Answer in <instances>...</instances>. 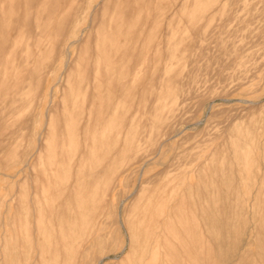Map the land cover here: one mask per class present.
Listing matches in <instances>:
<instances>
[{"label": "rangeland", "instance_id": "1", "mask_svg": "<svg viewBox=\"0 0 264 264\" xmlns=\"http://www.w3.org/2000/svg\"><path fill=\"white\" fill-rule=\"evenodd\" d=\"M36 1L37 0H33V1L32 0H22V1L0 0V30H1L0 31V174H3L0 175V264H50V263L51 264H130L131 261H132L131 264H133L134 261L129 258H133V257L137 258L140 257L141 255L142 256L144 255L142 253L143 243L137 240L140 239L142 241L143 239H145V237L146 239L148 237H149L148 239H154V238L157 239V236L158 238L163 239L164 235H166V237H168L169 239L171 238L185 239L184 238L185 236H183L182 238L181 235L182 234L186 235L188 229L189 230L187 234L189 235H186V239H188L189 237L191 238V236L193 235L191 233H194V231L195 233L196 232L199 233L197 235L194 234V237L196 236L198 237V239H200V237L202 239H205V237L203 236H205L206 234L208 235L209 233L211 237H209V235L208 236L206 235V239L207 238L211 239L210 242L212 241L214 242L211 244L212 245L214 244L213 247L215 249L213 250L214 251L216 250L215 252L218 254L217 256V254L213 252L215 253L214 256L216 255L215 259L217 262L221 261L218 264L220 263L228 264L229 262L228 259L231 257L230 255H233L232 254L233 249L235 250L237 249V247H238L237 250L239 251L240 254H244V253L247 254V252L253 253V256L252 253L251 255L248 254L249 257L251 256L252 257L249 259L247 258V260L250 261L248 263L246 261V264L249 263L252 264V262L255 259L256 260L253 264L256 263L264 264V259L263 260L260 259L262 257L264 258V251H263L264 248L262 247L264 245L263 243L264 219H262L264 218V212H262L264 211V197H263L264 196L263 194V190H264V0H184V1L182 0L183 2L180 0L178 1L158 0V3H156L157 5L155 4L156 0H148V1L143 0V2L142 0H134V1L128 0L131 1V4H134L132 2H136L138 3L137 5H139V7L135 8L134 11L137 13V15H139L137 16L135 14L136 17L134 15L132 16L134 10L133 6L136 5V3L132 6L133 7L132 9L130 8L128 9V6H126L124 3H119L125 5L124 6L125 9H124L122 8L123 6L119 7L120 5L119 4H118L119 6L117 5V1L120 0H115V1L87 0L89 1L88 3L90 6L89 8H87V10H85V12H83L84 17L82 18L83 19L81 26L82 31L78 34L77 37V39L82 43L77 42L74 45H72V47L68 48V50H65L66 51L65 55L67 54L68 51H69L68 55H70V57L68 56L67 59L66 56L64 55L63 48L59 49L58 46L57 47L55 46L56 47L55 49L54 47H51V44L53 43L54 46V43L60 39V36L66 33L65 28L67 27L68 23L64 21L65 13L71 4L74 1L77 2L78 0H70V1L47 0L48 2L45 0H38L37 4ZM81 1L83 0H79L77 3L81 4ZM163 1H165L166 3H164ZM207 1L209 2L210 6L208 5ZM46 2L48 4H46ZM127 2L125 1V3L129 5L130 2L129 3ZM180 2H182V4ZM196 2L197 4L203 3L205 6L204 9L202 6L203 4L202 5L200 4L199 5L201 9L200 11L199 7L195 6L197 5L195 4ZM40 3L41 4L45 3L44 6L46 8L41 7L43 5H41ZM169 3H171V6L173 5L172 6L173 8L170 6ZM184 3L185 4L187 3V5L184 6L183 5ZM46 5H49V7ZM50 5L53 7V9ZM153 5L154 7L156 6L159 8L156 7L153 8ZM189 6H190V10H189ZM144 7L148 8V10L144 9ZM186 7L187 10L189 11H184L186 10L185 9ZM120 8H122L121 11L122 13L123 12L126 13V15L121 13V17H123L124 15L123 20L119 16L120 15L119 10H121ZM170 8L172 10V13ZM140 9L142 10L140 11ZM152 9L155 11V15H153ZM163 9H164V13L168 12L166 13V15H163L164 13L163 14L160 13ZM168 9L169 11H166ZM202 9L206 10L207 12L206 11L202 12ZM127 10L129 11L131 10V11L127 12ZM191 10L194 12L193 14H190ZM198 10L200 12H198ZM142 11L147 13L144 14V12ZM195 11H196V18L194 17ZM113 12H115V14ZM139 12H141V14L142 15L144 14L145 16H140ZM182 12L185 14H183ZM201 12L202 15L199 14ZM173 13H175L176 15ZM59 15L62 16L63 18L62 17L60 18ZM107 15L108 16L110 15L109 18ZM113 15L115 20L112 19ZM146 15L147 18H149V20H147V18H144L146 17ZM101 16L103 17L101 18ZM106 16L108 20L109 19L111 20L108 21L107 18L106 20H103V18ZM191 17L194 18L192 21L194 26L192 27L189 24L192 23ZM130 18L131 20H133V23L130 20ZM56 19L59 22L61 21L60 22L61 24H59V22ZM145 20L147 22H144ZM135 21L138 25L134 23ZM53 22L55 23L57 22V23L55 24ZM104 22L105 24L103 25ZM112 22H114L115 25L116 24L120 25L119 27L122 30L119 28L118 29L119 32L116 33L118 26L117 27L115 25L112 26L113 25ZM170 22L174 25L170 24ZM121 23L123 24L121 25ZM127 23L130 25V26L128 25L129 27L126 25ZM148 23L149 24L152 23L150 25L151 27L149 26ZM1 24L4 26H2ZM134 24L137 26H133ZM141 24H143V26H141ZM95 25H98L96 26L97 28L95 27ZM106 25H108L109 29ZM187 25L188 27L191 28H188ZM5 26H6V31L4 29ZM132 26H133V30H132ZM138 26L140 28H137ZM160 26H161V30H160ZM98 27L103 29L95 30L98 29ZM115 27L116 30H114ZM154 27L158 28V29L155 28L156 29L155 31L158 30L161 32L157 31V34L154 33L153 32ZM193 27L195 28L193 29ZM104 28L105 29L107 28L106 33H104L105 32ZM134 28L138 31H136ZM139 30H143V31L145 30V33L142 31L145 35H143V33H141V31ZM175 30L179 32L175 34ZM108 31L110 33H108ZM120 31H122L121 34ZM100 32L104 33L103 34L104 37ZM132 32L134 35V36L131 35L132 38L131 37L128 38L129 36L128 37L125 36L132 34ZM152 32L154 34L153 36H155L156 38L158 36L157 39L151 36ZM173 32L175 34L174 36H173ZM138 33H140L141 35ZM110 34L112 35L114 34V35L112 36ZM149 34L150 36H148ZM120 35L125 38L123 37L121 38ZM83 37L86 41L83 39ZM88 37L91 39V42L88 41L87 43V40H90L88 39ZM152 37L153 39L154 38L155 39L153 40ZM167 37H169L170 40ZM103 38L105 40L107 38H110L109 40L107 39L108 42L110 41L109 42L110 46L108 45L107 41L103 40ZM150 38L153 41H151ZM162 38L163 39L165 38V41ZM187 38H188L187 43L186 41L181 42L182 40L185 39L187 40ZM111 39L117 40L116 43L114 41V44H116L114 45L116 46L115 50L116 49L121 50V51L117 50L118 52L117 53L113 49L114 50L113 52L116 53L115 55L117 57L118 55H120L119 56L120 58L121 57L123 58V56L125 55L124 57L126 58V61L123 58L121 60L122 62L121 61L120 62L126 65L124 64L122 65L120 62H116L115 59L117 57L116 56L114 57L113 55L114 53L111 52L112 51L111 48L113 47V44L111 46V43H113L111 42L112 41ZM130 39L132 43H130L131 42ZM132 39L133 40L135 39L134 41L136 43ZM174 39L176 43L174 42ZM97 40L98 41L101 40L99 41L100 44L102 41H104L102 42V45L103 43L105 44L107 42L105 44L106 48H102L103 47L102 45L100 47L99 46L100 44L97 42ZM154 43L156 44V46ZM57 44L58 42L55 43V45ZM87 44L90 46H88ZM129 44L131 45V47ZM143 44H146L145 49L148 50L147 53L149 55L151 54V52L152 54L156 53V57L159 58L156 59L154 57L155 56L154 54L153 55L151 54L152 57L151 55L150 56L148 55V58H145V56L147 57V55L142 57V54L144 55V51H146L145 49L141 48L142 46L144 47ZM183 44L185 45L183 46ZM117 45H119V47ZM97 46L102 48L103 51L104 49L107 51L109 48L111 51H108L110 52V53L107 52L108 54H106V51H104L103 53L102 49L99 48L100 49L99 50ZM148 46L151 47V49ZM174 48L177 49V51L179 52L174 51L175 50ZM136 49L137 50L140 49V50L137 52ZM53 50L56 52H54ZM25 51H33V55H35L36 57L37 55H39L38 58L36 59L38 60L39 65L41 63L42 66L40 67L41 68L43 67L42 72L44 73V76L42 80H40V82L38 76L37 78H30L32 71L22 67L23 66L22 63L26 59ZM52 51L54 52L55 55H53ZM140 51L142 54L139 55ZM159 51H161L163 54L159 53ZM157 53L160 55L158 56ZM109 54L113 56V63L116 62L115 64H112L111 62L112 56L110 55L111 56L110 57ZM121 54L123 55L121 56ZM126 54L128 55L126 56ZM63 55L64 57H61ZM100 56L102 57L101 60L103 59L102 61L99 58ZM49 57H51L52 61L49 60L50 59ZM96 57H98L99 59L98 61L96 60L97 59ZM27 58L31 60L32 56H28ZM120 58L117 59V61H119ZM134 58L136 59L134 60ZM127 59L130 60L128 63H125L127 62ZM161 59H163V61ZM105 61H108L109 63L111 62L110 68L117 66L115 74H114L115 68L112 69V72L116 77L114 76L112 77L113 74H111L112 72L109 71L111 70L109 68L110 64L108 65L106 63L107 65L105 66L104 64ZM98 63L100 64L102 63L101 64L102 66H99ZM16 64H18V66ZM104 67L107 68V72L109 71L108 73L111 74L110 76L105 75L107 74V72L106 69H104ZM138 67H140L139 69L142 68V71L137 69L138 70L137 72L135 68ZM131 68L134 71H131L132 70ZM173 69L176 70V71L174 70L175 73L172 72ZM101 70L102 72L105 71L106 73L103 72V74L104 73L105 74L102 75ZM129 70L132 73L134 72L136 75L134 74L133 77L131 76V79L128 80V82L130 81V84H127V79H124L126 80L124 81L123 77L125 75L126 78L127 77L130 78V76H127L130 74ZM87 72L89 73V75L87 74ZM119 72L121 74L125 72L126 74L125 73L123 75L119 74V76L122 77V78L120 77L121 79H119V77L117 76ZM167 72L169 73L171 72L172 74L170 73L169 75V73ZM85 74H87L88 76ZM96 74L98 75L100 74L104 76L101 77L99 75L100 80H102L101 82H103L104 85L101 84L100 81H99L100 83H98V88L103 91L101 90L98 91V88L97 89L96 87L94 88L95 85L94 78ZM160 75H162L161 77L163 78V80L160 77ZM107 77L108 78L110 77L112 81L110 82V79L108 80ZM115 78L116 80H118V82L123 80L122 81L123 84L124 82L126 83L125 85H127V90H124V86H123V90H122L123 92L128 91V87L131 89L130 92L128 91L129 94L127 93L128 100H127V94L125 95L123 92L118 91L119 89L121 90L123 84L119 83L121 86L118 85L119 87L118 88L116 84L117 82L113 81ZM103 79L105 82L103 81ZM140 79L142 85H144L148 91L145 89L144 86L141 85ZM107 81H109V83ZM165 81L168 82L166 83ZM106 82L109 85H107ZM110 83L113 85V88H116L113 89V93L111 90L112 95H114L111 97L109 96L111 95V93L109 94L110 92L109 89L112 88L111 87L112 85ZM101 85H103L106 88V90L109 87L108 89L109 92L106 91L107 93H105L104 92L105 88L103 86L101 87ZM19 88H21V90L18 93L17 89ZM95 89L97 91H95ZM134 90H136V93L138 94H136ZM33 91H34L33 109L35 108L34 109L35 111H33L32 107L29 109V106L26 104ZM114 91H116L115 94ZM98 92L99 93L101 92V94H99ZM95 93L96 94L98 93L97 95L98 96L101 95V96L98 97L96 96ZM102 93H105L106 95V96L104 95L105 99H107L106 97H109L106 100L108 104L109 102H113L110 103L109 106L108 104H106L108 108L107 114L112 115L111 118L112 117L115 118V120H117L116 123L113 118L112 119L114 121L110 117H108L109 115H106L105 113L107 111V109L105 110L106 106L105 108H103L105 114L102 115L103 117H105L106 115L108 118H110L109 119L110 122L113 121V123H111L113 124L112 126L111 124H109L110 122L107 124L105 123L108 120V118L100 119L99 116L101 115L98 116V114H95L98 111H100L98 110L99 108L101 109L103 107L102 105H100L101 103L99 102L102 101L105 102V100L102 99L103 96ZM116 93H120V95ZM86 94L88 96H86ZM122 95L125 96L126 98L123 97ZM91 96H93V100ZM95 96L102 101L96 99ZM129 96L131 100H129ZM160 96L162 98H160ZM86 97H88L89 99ZM117 97L118 98L121 97V98L118 99ZM83 98L85 99V101ZM15 99H19L20 101L25 100V102L22 105V108L14 110L10 107V105L13 103ZM94 100L95 102H93ZM96 100H97V105L93 104V107H91L92 104L90 102L92 101L93 103H96ZM119 100H122V102L120 101L121 105L119 103ZM123 101L126 102L127 106H123L125 105ZM3 102H6L8 106L3 108L1 106ZM39 102L41 105L39 104ZM156 103L158 104L156 105ZM115 104L118 105L117 107L120 108H117L115 106L114 109L113 106ZM94 105L95 108L96 106H99V108L97 107L95 110ZM38 106L40 107L39 110L40 113L37 112L39 109ZM110 106L113 108H111ZM89 107L91 108V110L93 109V111L88 110ZM109 107L111 108V111L113 113L115 112L114 115L117 114V111H119L118 112L119 114H117L118 117H116V115L114 117L113 113L110 112ZM174 107H176L175 108L176 110L174 109ZM82 108L88 110L85 112L86 114L83 117L85 119L84 121L82 120L83 119L82 116L84 112H82L81 114V111H84ZM116 108L120 110H117ZM75 109H78L79 111L81 110L79 115L76 114L79 111ZM103 110H101L99 114L100 113L102 114ZM164 110L167 112H165ZM90 111L94 113L93 114L94 117L92 116V114L90 115ZM87 112L89 113V115ZM95 115L99 117V119H97L98 117L96 116V119L99 120V122L100 120L103 121V119H105L103 125L102 122H100L101 124L99 125L98 124L99 122L97 120L95 122ZM23 116H25L26 118L25 117H24L25 119L22 118ZM27 116L32 117L33 119L30 120V118H28ZM36 117H38V120ZM77 117L78 119L79 118L81 119V120L79 119L80 122L77 119ZM150 117L154 119L156 117L158 118L154 120ZM27 118L28 120H26ZM52 118L54 119V121ZM34 119L36 120V122ZM48 119H50V122L53 123V126L49 124L50 122H48L49 121ZM89 119L95 122V123L92 122L93 124H90L89 128L93 126V128L88 129L90 131H88L86 127L88 124L86 121H89ZM158 119L160 122H158ZM21 120H24L25 122L24 121L22 122ZM75 120L76 121L78 120V122L75 123L76 122ZM19 121H21L20 124L16 126L13 125V123H17ZM27 121L30 122V125H28L29 122L26 124ZM70 123H72L71 125L75 123L76 126L74 125L75 127H73L75 129V132L78 130V128L80 130L77 131L76 133L74 132V134H78L80 137L78 138L79 141L77 140L78 143L76 141L74 142V140L72 142L69 139V137L67 138V136L72 135L73 134L72 131H74V129L70 130V127H72L70 126ZM46 124L48 125V127L50 125L52 129L50 127L49 128L51 130L47 128V126H45ZM77 124H79L81 127ZM82 124L85 126H83ZM22 125H24L25 127ZM94 128L98 130L97 131L98 138L99 136L101 137L99 138V142H98V144L100 143L99 145L101 147L97 144L98 145L97 147L99 148L100 151V157H98L99 151L97 147H96L97 149L96 151H98V153L97 152L95 153L93 149H90L92 147L91 145L88 146L90 148L85 147L87 145L84 146V144H86L84 142H87L88 145L92 144V142L90 143V141L92 136L94 135V132H92L94 131ZM45 129L47 130V134L50 135L52 134L51 136L49 135V139L48 138L46 139L47 136ZM55 129L57 131H55ZM48 130H50V133H48ZM52 130L55 131V135H53L54 132ZM65 130H67V132ZM61 131L65 132L67 135H65L64 137L65 133H62ZM154 132L156 133L154 134ZM146 133L147 134L150 133V135H147ZM56 134L57 136L59 135V137H61L59 141L56 140L58 143L59 142L61 143L62 136L64 141H66L65 138H67V140H70L69 142L71 143L69 142L67 143V141L64 142L62 140V143H65L66 145L60 143L57 144V142L54 141L57 138L55 137ZM101 134L103 137L101 136ZM161 134L162 136H160ZM53 136L55 137L54 140L52 138ZM86 136H88V138ZM89 137L90 140L88 142L87 139H89ZM76 139L77 138H75V140ZM110 139L112 142L110 141ZM130 139L131 140L133 139L135 142L131 141ZM47 140L51 141V143H49L50 145L47 143ZM52 141H54L56 143L55 145H57L54 148L51 147L52 144L54 145V142ZM72 143H73L72 145L73 149L70 150L69 148H71L72 146L67 144H72ZM77 144L79 145V147L77 146ZM74 145L76 146L77 149L80 150L83 149L82 151H84V149L87 148L86 149L88 153V154L86 153L87 158L85 157L84 159L86 160L89 159L87 160L89 162H87L86 160L85 162L84 159L82 162L78 161L82 167H80L78 162L74 160H72L73 161L72 165L70 164L71 162L69 161V158L71 157L68 156H72V153L74 152L77 153L80 151V150L78 151ZM81 145H83L84 147L83 146L81 147ZM61 146L62 147L67 146V148H65L67 151L65 152V149H62ZM106 146H108V148H106ZM126 146L128 148H124ZM57 147L58 149H56ZM39 148H42L41 149L42 151ZM100 148L104 150L103 153L101 152L102 150H100ZM55 149L56 152L58 150L57 154H59L60 150H64L62 152L63 155L55 154L56 153ZM115 149H117L118 151H116ZM105 150L109 152L110 150H114L111 151L113 153L112 156H111V152L107 153V151ZM122 150H125L126 154ZM90 152H92V154ZM119 152L121 156L119 155ZM75 153L73 155H75ZM106 153L111 158L110 157L108 158V156H106ZM115 153L120 157H118ZM39 154H41L40 155L41 157L39 156L41 159L38 158L37 156ZM64 155L68 157L67 160L68 163L65 162V160H62L64 158L67 159V157H65ZM115 155L118 157V160L120 161L117 160V157H114ZM50 156H52V158ZM54 156H61L60 159H58L59 157H57V159L60 160V161L57 160L58 163L55 161L56 157L54 158ZM92 156L98 158L94 160L95 158L93 159ZM218 156L219 159H217ZM36 158L40 160H37ZM101 158L106 160V162L105 161L103 162ZM224 158H226L227 160H225ZM99 159H101L102 163L96 162L99 161ZM226 161L228 162V164ZM26 162H28V164ZM91 162H93L94 165L93 163L91 164ZM119 162L122 163L118 164ZM126 162L128 163L127 166L125 164ZM121 164H123L124 167ZM212 164H214L215 167ZM25 165L28 166L26 167ZM91 165H93V167ZM95 165L98 166L96 167ZM24 167H26V169ZM66 167H68L67 169L68 171L70 168H72L71 171H69L71 172L72 175L66 170ZM76 168L79 169L77 170ZM121 168L122 170L120 171H123V173L118 171L119 174L121 173V175L119 176L118 174L119 177H117L116 176L117 169H121ZM217 169L218 170L220 169L221 173ZM115 170L116 173L114 172ZM23 171H25V173ZM84 171L87 172L86 175ZM216 172H218L219 175H217ZM95 173L98 174V176L101 175V177H98ZM93 174L95 175L93 176ZM70 176L72 178V179L70 178L71 181L69 179ZM115 177L118 179H116ZM98 178H100V180ZM96 179H98L99 181ZM108 179L111 180V183H108L110 182V180ZM66 180L68 181L69 186L67 185ZM114 180H116L115 183ZM75 181L76 184H74ZM93 181H95L94 182L95 184L89 186ZM100 181L102 183H104L105 181V184H103L104 186ZM71 182L74 184L73 187L72 185H70L72 184ZM77 183L82 184V186H80ZM151 183L153 184L151 185ZM109 184L110 186L111 184L113 186L109 187ZM66 185L68 188L69 187L70 188L67 189ZM96 185L103 186L104 188L102 187V189L104 190H102L100 187H97ZM84 186H86V190H84L85 188ZM203 186L205 187V189ZM76 187L79 188L80 190L79 192L78 191L76 192V190L78 189ZM80 187L82 188L84 187L83 190ZM165 187L166 189H164ZM189 187H192L191 189H193L194 191H192ZM95 188L101 189L102 193L98 192V190H96ZM167 188H169L172 192H170V190ZM184 188H186L187 190ZM199 188L200 189L203 188L202 191L204 192H201V190L199 191L198 190ZM206 188L208 190L212 188L213 193L215 192L214 195L212 192L210 193L211 190L208 191ZM107 189H109L108 194H107L108 191ZM218 189L220 191L216 192ZM185 190L188 192V194L183 193ZM195 190L196 191L198 190L199 192L194 193L196 192ZM70 191L72 193V196L71 193H69ZM86 191L88 192L87 194L89 196L84 195L86 194ZM164 191H166V193L168 192V194L164 193ZM181 191H183L182 193L185 194L184 195L185 198L181 197V195L183 196V194H181ZM219 192H220L219 194L220 196L217 195ZM178 193H180L181 195H179ZM202 193H203V198L201 197ZM206 193H208L209 197L212 195L211 196L213 197L212 201L213 199L216 198V196L219 197H217L218 199H215L212 202L208 200L209 198L207 197ZM94 194L96 195V197ZM102 194H103V198H102ZM104 194H107L108 196ZM158 194H160V196ZM165 195L168 196L167 197L168 199H166ZM255 195H257V197H255ZM82 196L84 197L86 196V199L89 201H87ZM99 196L101 199L99 198ZM106 196L108 197V200ZM169 196L172 197L170 198ZM87 197L90 198L88 199ZM94 197L97 198L96 200H98L99 198L98 201L99 204L102 202L101 200H103V203L99 205ZM158 197L161 198L159 199ZM178 197L183 199V201ZM187 197H190L188 198L189 200H187ZM206 197L208 199H206ZM91 198L93 200H91ZM200 198L202 199V203L200 202L201 201ZM219 198L220 199L226 198V200L228 199V201L221 200L222 201L221 202ZM260 198L261 200H259ZM68 199H70L69 202ZM74 199L76 200V203ZM78 199L81 200L79 201ZM83 199L84 202L82 201ZM164 199H166L167 201ZM176 199L179 200L178 204H176L178 202ZM192 199H196V200L192 201ZM197 199H199L200 201ZM203 199H206L207 203H205V200ZM174 200L176 203L174 202ZM216 200L219 201L216 202ZM150 201L153 205L159 203L155 205L156 208L160 209V211H162L161 208H163V211L166 214H168L167 211L169 212L170 208L173 206L174 213L172 212L173 213L172 215L173 218H175L176 220L174 219L173 221L172 218V222L174 223H171L172 225L171 224L170 225L172 226L171 227L172 229L176 228L174 229L175 232L172 229H168V230L166 229L169 233H167V231H163L164 228L162 229L160 227V223L164 221L163 218H161L162 220L160 219V215L162 214H160L159 210H158V214L160 215H158L157 212H155L157 209L155 208V206L152 208V204L150 203ZM184 201L185 203H183ZM196 201L199 202L197 203ZM257 201L259 202L260 207ZM70 202L72 203V205ZM94 202L97 203V205H95ZM195 202L197 204L200 203L201 205H196L194 204ZM208 202L211 206H212L211 203H215L212 206L213 208L207 205ZM219 202H221L224 205H222L221 207V203L219 204ZM78 203H80L81 207L79 206ZM87 203L89 204L87 205ZM160 203H162L161 208L159 206ZM186 203H190L191 206H188V204ZM69 204L71 206H69ZM185 204L187 206H184ZM85 205L89 207H87L86 209L83 208ZM233 205L235 206L236 209H234ZM238 205H240L242 209H240ZM92 206H94V208ZM96 206L98 207L101 206V207L95 208ZM195 206L199 209H197ZM223 206H227V208L232 206L233 208L232 207H230L229 209L225 208L227 209L225 210ZM147 207H149V210L146 209ZM187 208L193 209L194 212L191 209H187ZM258 208L260 209L258 210ZM144 209H146V211L148 210L147 214H144L146 212ZM152 209H153V213H152ZM201 209L204 211L202 212ZM217 209L220 210V211L218 210V212H220L219 213L220 215L216 211ZM222 209L224 210V213L226 212L225 213L226 215L224 213L222 214L221 212ZM233 209L234 211H232ZM186 210L189 211L191 210L192 215L188 216L187 214L191 212H188ZM241 210L244 211L246 210V213H244V211L242 212ZM84 211H86V213ZM185 211L186 214L184 213ZM215 211L216 213H214ZM231 211L233 213H231ZM204 212L207 213V216H205L206 213ZM234 212H238L236 213L237 215L239 214L238 217L237 215L233 216ZM73 213H76V215H74ZM142 213L147 217L145 218ZM227 213L230 214L228 215L231 216L232 218V219L230 218L231 220L229 219ZM179 214H181V217L179 216ZM197 214H199L200 217H197ZM214 214L215 215L217 214L219 219H217L216 216H214ZM221 214L223 215V219ZM83 215L85 216L88 215V216L85 217ZM91 215L96 220L93 219ZM212 215L213 217H211ZM79 216L81 218H79ZM191 216L194 219H192ZM209 216L211 218H209ZM224 216L226 217L224 218ZM139 217L140 218L142 217L143 219L142 218L140 219ZM78 218L80 219V222ZM89 218L91 220L90 221L87 220L88 224L93 220L94 222L93 224H91L92 223L91 222L89 225H86L85 219H89ZM148 218L149 221L151 220L150 222L147 221ZM188 218H191L190 221H188L189 220ZM199 218L202 219L199 220ZM247 218H249L248 221ZM254 218L255 220L253 223ZM76 219L78 220V222ZM154 219H157V221H161V222H156V220ZM211 219H214V221ZM227 219H229V221H227ZM256 219L261 220L260 221L261 223L259 222L260 225L259 223H257L258 221ZM193 220L196 223H194ZM147 222L149 223V225ZM178 222L179 223L181 222V224L183 226H186L187 228L183 227L181 224L179 226ZM190 222L193 223L190 224ZM82 223L85 225L83 226ZM175 223H177V226ZM194 224H197V226ZM245 224H247L248 226H250L251 224L252 225L250 226V228H248V226H246ZM191 225L192 226L194 225L197 229L199 228V230L195 229L193 231L195 227L193 226L194 227L193 228ZM203 225L205 226L207 225V228L209 229L211 228L212 231L208 232L207 230L209 229H207L204 226L206 228L205 230ZM143 226L144 228H142ZM181 226L182 228L179 229ZM257 226L258 228L256 229ZM244 228L245 229L247 228L250 233L246 232L248 230L247 229L245 230ZM182 229H184L183 230L184 232L181 231ZM158 230L159 233L157 232ZM169 230L173 231V233H171V231ZM179 230L182 232V234L179 233L180 232ZM73 231L76 234H73L74 233ZM205 231H207L208 233L207 232L205 233ZM254 232L258 234L259 238L258 236H256V233ZM71 233H72V237H71ZM135 233L136 234L138 233L137 235L139 237ZM163 233L164 235H162ZM148 234H151V236L153 235V237L151 238V236H147ZM169 234L170 235L173 234L172 235L173 237L170 236L171 237L170 238ZM179 234L181 235L179 236ZM213 234L216 235V238L213 237L214 236ZM177 235L178 237H176ZM254 236L258 239L259 243L257 242L256 239L254 240L255 238ZM140 237H142L143 239ZM166 237L165 239H167ZM218 237L221 238V240H219ZM227 237L229 238L228 241H227L228 239ZM134 239H136V241H133ZM230 239L231 240L234 239V242L236 241L235 244L233 240L230 242ZM244 239H246V241ZM260 239L261 240L263 239V241L260 242L261 241ZM237 241L240 243H244L242 244L244 246H242ZM253 241L256 243H254ZM232 242L236 247L234 245L232 246ZM225 245L228 247H226ZM256 245H258L259 248L256 249L257 247ZM230 246L234 248H231ZM260 246L262 247V250H260L261 249ZM56 249L60 253H57L58 251H56ZM132 249H133L132 252L133 253L136 252V253L133 254L132 252H130ZM229 249L231 250L230 255H229L230 251H228ZM237 250H235L234 254L237 253ZM143 251L145 252V250ZM128 252L130 253L128 254ZM55 253H57L56 256ZM58 254L59 257H57ZM222 254H224V256ZM225 254H226V258L225 261H223ZM257 254H258L257 257L261 255L259 257L260 261L259 259L254 257ZM129 255H132V257ZM61 257H63V259ZM52 258L56 263L53 261ZM239 264H242V262H240Z\"/></svg>", "mask_w": 264, "mask_h": 264}, {"label": "bare ground", "instance_id": "2", "mask_svg": "<svg viewBox=\"0 0 264 264\" xmlns=\"http://www.w3.org/2000/svg\"><path fill=\"white\" fill-rule=\"evenodd\" d=\"M11 1H12V0H11ZM13 1H14V0H13ZM21 1H22V0H21ZM32 1H33V0H32ZM37 1H38V0H37ZM37 1H36V4L38 3ZM45 1H47V0H45ZM48 1H49V0H48ZM48 1H47V2H48ZM69 1H70V0H69ZM78 1H79V0H78ZM78 1H77V2H78ZM111 1H112V0H111ZM114 1H115V0H114ZM122 1H123V0L117 1V5H118L119 3H124L126 6H128V9H129V8L132 9V8L134 7V10H133V13H134V14L132 13V16H133V15L135 16V14L137 15V13L134 12V11H135V8H138V7H139V5H137L138 3H136V2H132V3H134V4L136 3V5H137V6H136V5H134V4H131V1H132V0H131V1L125 0L126 2L128 1L127 3L130 2L129 5L126 4L125 1H123V2H122ZM133 1H134V0H133ZM147 1H148V0H147ZM159 1H160V0H159ZM177 1H178V0H177ZM180 1H182V0H180ZM183 1H184V0H183ZM183 1H182V2H183ZM47 2H46V4H48ZM77 2L74 1V2L70 5V7L68 6L69 8L67 7L68 9H67V11H66V13H65V16H64V21H66V23H68L67 27L65 28V32H66V33L64 32L65 34H62V35L60 36V39H59L58 41H56V42H58L57 45H55L56 42L54 43V46H53V43L51 44V47H54L55 49H56L57 46H58L59 49L63 48V50H64V51H63V52H64V55H65V52H66L65 50H68V48L72 47V45H74L75 43H77V42H81V41H79V40L77 39V37H78V34L82 31L81 26H82V22H83V21H82V20H83L82 18L84 17V16H83V12H85V10H87V8H89V6H90L89 3H88L89 1H87V0H83V1H81V4H78ZM109 2H110V1H109ZM142 2H143V0H142ZM163 2L166 3L165 1H163ZM182 2H180V3L182 4ZM54 3H55V2H54ZM105 3H106V2H105ZM156 3H158V0L155 1V4H156ZM164 3H163V4H164ZM199 3H200V2H199ZM207 3H208V5H209V2H208V1H207ZM12 4H13V3H12ZM40 4H41V3H40ZM113 4H114V3H113ZM113 4H112V5H113ZM139 4H140V3H139ZM145 4H146V3H145ZM147 4H148V2H147ZM155 4H154V5H155ZM163 4H162V5H163ZM169 4H170V6H171V3H169ZM181 4H179V5H181ZM195 4H197V2H196ZM200 4H201V3H200ZM200 4H197V5H195V6L199 7ZM202 4H203V3H202ZM202 4H201V5H202ZM41 5H43V6H41ZM41 5H39V6L46 8V7L44 6L45 3H43V4H41ZM55 5H56V4H55ZM55 5H54V7H55ZM66 5H67V4H66ZM66 5H65V6H66ZM110 5H111V4H110ZM119 5H120V6H119ZM119 5H118L119 7L123 6L122 8L125 9V7H124L125 5H122V4H119ZM133 5H134V6H133ZM154 5H153V8L156 7V6L154 7ZM156 5H157V4H156ZM164 5H165V4H164ZM183 5H184V6L187 5V3H186V4L184 3ZM208 5H207V6H208ZM13 6H14V5H13ZM39 6H38V7H39ZM46 6L49 7V5H46ZM50 6H51V5H50ZM56 6H57V5H56ZM97 6H98V5H97ZM129 6H130V7H129ZM132 6H133V7H132ZM135 6H136V7H135ZM145 6H147V5H145ZM149 6H150V5H149ZM149 6H148V8H149ZM172 6H173V5H172ZM172 6H171V7H172ZM202 6H203V9H204V7H205L204 4H203ZM202 6H201V7H202ZM209 6H210V5H209ZM48 7H47V8H48ZM51 7H52V6H51ZM116 7H117V6H116ZM116 7H115V8H116ZM181 7H182V6H181ZM187 7H188V6H187ZM187 7L185 8L186 10H184V11H189V10H190V6H189V10H187ZM12 8H14V7H12ZM109 8H110V7H109ZM122 8H120L121 10H119V11H120V12H119V14H120L119 16H120V17H121V13H122V12H121V11H122ZM142 8H143V7H142ZM148 8H145V7H144V9H147V10H148ZM150 8H151V7H150ZM156 8H159V7H156ZM172 8H173V7H172ZM207 8H208V7H207ZM52 9H53V7H52ZM95 9H96V8H95ZM95 9H94V11H95ZM124 9H123V10H124ZM126 9H127V8H126ZM177 9H178V8H177ZM203 9H202V12H203V11H206V10H203ZM10 10H12V9H10ZM14 10H15V9H14ZM110 10H111V9H110ZM141 10H142V9H140V11H141ZM170 10H171V8H170ZM182 10H183V9H182ZM199 10L201 11L200 7H199ZM199 10H198V12H200ZM59 11H60V9H59ZM94 11H93V12H94ZM128 11H129V10H127V12H128ZM130 11H131V10H130ZM130 11H129V12H130ZM138 11H139V10H138ZM138 11H137V12H138ZM144 11H145V10H144ZM144 11H142V12H144ZM152 11H153V15H155V11H154L153 9H152ZM152 11H151V12H152ZM156 11H157V10H156ZM160 11H161V10H160ZM162 11H163V12H162ZM162 11L160 12L161 14L164 13V9H163ZM166 11H169V9L166 10ZM62 12H63V11H62ZM191 12H192V13H191ZM191 12H190V14H193V13H194L192 10H191ZM202 12L199 13V14L202 15ZM206 12H207V11H206ZM206 12H205V13H206ZM102 13H104V12H102ZM113 13L115 14V12H113ZM146 13H147V12H144V14H146ZM148 13H149V11H148ZM166 13H168V12H166ZM166 13H164L163 15H166ZM171 13H172V10H171ZM171 13H170V14H171ZM182 13H183V12H182ZM188 13H189V12H188ZM122 14H125V15H126V13H124V12H123ZM139 14H140V16H145L144 14L142 15L141 12H139ZM158 14H159V12H158ZM161 14H160V16H161ZM173 14H175V13H173ZM183 14H185V13H183ZM186 14H187V12H186ZM190 14H189V15H190ZM91 15H92V14H91ZM100 15H101V14H100ZM153 15H152V16H153ZM175 15H176V14H175ZM194 15H195V16H194ZM194 15H193V16L196 18V11H195V14H194ZM197 15H198V14H197ZM201 15H199V16H201ZM59 16H60V15H59ZM98 16H99V15H98ZM107 16H108V15H107ZM107 16L104 17L105 19L103 18V20H106ZM109 16H110V15H109ZM109 16H108V18H109ZM137 16H139V15H137ZM168 16H169V14H168ZM183 16H184V15H183ZM61 17H62V16H60V18H61ZM102 17H103V16H101V18H102ZM123 17H124V15H123ZM123 17H121L122 20H123ZM135 17H136V16H135ZM162 17H163V16H162ZM173 17H175V16H173ZM181 17H182V16H181ZM62 18H63V17H62ZM108 18H107V20H108ZM144 18H147V15H146V17H144ZM163 18H164V17H163ZM191 18H192V17H191ZM191 18H190V19H191ZM112 19H114V15L112 16ZM161 19H162V18H161ZM182 19H183V18H182ZM193 19H194V18L191 19V22L193 21ZM56 20H57V19H56ZM110 20H111V19H109L108 21H110ZM114 20H115V19H114ZM114 20H113V21H114ZM130 20H131V18H130ZM130 20H128V21H130ZM147 20H149V18H147ZM179 20H180V19H179ZM179 20H178V21H179ZM14 21H16V20H14ZM57 21H58V20H57ZM108 21H107V22H108ZM131 21H132V23H133V20H131ZM138 21H139V20H138ZM141 21H142V20H141ZM150 21H152V20H150ZM170 21H171V20H170ZM58 22H59V21H58ZM60 22H61V21H60ZM60 22H59V24H61ZM84 22H85V21H84ZM144 22H147V21L145 20ZM144 22H143V23H144ZM188 22H190V21H188ZM25 23H26V22H25ZM53 23H55V22H53ZM56 23H57V22H56ZM56 23H55V24H56ZM97 23H98V22H97ZM112 23H113L112 26H114V25H115L114 22H112ZM115 23H117V22H115ZM118 23H119V22H118ZM134 23L137 24L136 21H135ZM15 24H16V22H15ZM48 24H49V23H48ZM104 24H105V22L103 23V25H104ZM106 24H107V23H106ZM122 24H123V23H121V25H122ZM135 24H134L133 26H137V25H138V24H137V25H135ZM148 24H149V23H148ZM151 24H152V23H151ZM151 24H149V26H150ZM170 24H172V23L170 22ZM179 24H180V23H179ZM189 24H190L191 27L194 26L193 22H192V23H189ZM191 24H192V25H191ZM1 25H2V24H1ZM27 25H28V23H27ZM53 25H54V24H53ZM65 25H66V24H65ZM126 25L128 26L129 24L127 23ZM145 25H146V24H145ZM145 25H144V26H145ZM172 25H174V24H172ZM177 25H178V24H177ZM2 26H4V25H2ZM96 26H98V25H95V27H96ZM106 26L108 27V25H106ZM109 26H110V24H109ZM112 26H111V27H112ZM115 26H116V27L118 26V27H117V31H116V33H118V32H119L118 29L120 28V27H119L120 25H117V24H116ZM129 26H130V25H129ZM129 26H128V27H129ZM133 26H132V30H133ZM141 26H143V24H141ZM168 26H169V25H168ZM181 26H183V25H181ZM58 27H59V26H58ZM99 27H100V25H99ZM99 27H98V29H95V30H99V29H101V28H99ZM116 27H115L114 30H116ZM125 27H126V26H125ZM145 27H146V26H145ZM150 27H151V26H150ZM175 27H176V26H175ZM177 27H178V26H177ZM187 27H188V25H187ZM191 27H188V28H191ZM96 28H97V27H96ZM122 28H123V26H122ZM137 28H140V27L138 26ZM155 28L158 29L157 27H154V31H153V32L157 34V31H158V30L155 31V30H156ZM173 28H174V27H173ZM194 28H195V27H193V29H194ZM4 29H5V31H6V26H5ZM90 29H91V28H90ZM102 29H103V28H102ZM102 29H101V30H102ZM104 29H105V28H104ZM106 29H107V28H106ZM106 29L104 30L105 32L103 31L104 33H106V31H107ZM108 29H109V27H108ZM120 29H121V28H120ZM129 29H131V28H129ZM129 29H128V30H129ZM134 29H135V28H134ZM142 29H143V28H142ZM162 29H163V28H162ZM101 30H100V31H101ZM121 30H122V29H121ZM132 30H131V31H132ZM135 30H136V29H135ZM135 30H134V31H135ZM146 30H147V29H146ZM160 30H161V26H160ZM163 30H164V29H163ZM165 30H166V29H165ZM188 30H189V29H188ZM0 31H1V30H0ZM13 31H14V30H13ZM43 31H44V30H43ZM46 31H47V30H46ZM136 31H138V30H136ZM139 31H141V33H143V32L145 33V30H144V31H143V30H139ZM142 31H143V32H142ZM189 31H190V30H189ZM189 31H188V32H189ZM191 31H192V30H191ZM91 32H93V31H91ZM95 32H96V31H95ZM111 32H112V31H111ZM121 32H122V31H120V34H121ZM153 32H152V35H151V36L154 35ZM158 32H161V31H158ZM177 32H179V31L175 30V34H176ZM8 33H9V32H8ZM61 33H62V32H61ZM97 33H98V32H97ZM100 33H101V32H100ZM104 33H101L102 36H103ZM108 33H110V32L108 31ZM108 33H107V34H108ZM144 33H143V35H145ZM147 33H148V32H147ZM43 34H44V33H43ZM51 34H52V33H51ZM51 34H50V35H51ZM98 34H99V33H98ZM107 34H106V35H107ZM114 34H115V33H114ZM114 34H113V35H114ZM134 34H135V33H134ZM138 34H140V33H138ZM158 34H159V33H158ZM171 34H172V33H171ZM175 34H174V32H173V36H174ZM50 35H49V36H50ZM110 35H112V34H110ZM113 35H112V36H113ZM116 35H119V34H116ZM122 35H123V34H122ZM131 35H133V32H132V34H130V35H125V36H127V37L129 36L128 38H130V37L132 38ZM140 35H141V34H140ZM177 35H178V34H177ZM112 36H111V37H112ZM120 36H121V35H120ZM133 36H134V35H133ZM148 36H150V34H149ZM103 37H104V36H103ZM105 37H106V36H105ZM107 37H108V36H107ZM122 37H123V36H121V38H122ZM153 37H155V36H153ZM153 37H152V39H153ZM162 37H163V34H162ZM49 38H51V37H49ZM112 38H113V37H112ZM123 38H125V37H123ZM148 38H149V37H148ZM155 38H156V37H155ZM155 38H154V39H155ZM157 38H158V36H157ZM157 38H156V39H157ZM160 38H161V37H160ZM167 38H169V37H167ZM80 39H81V38H80ZM83 39H84V37H83ZM88 39H90V38L88 37ZM99 39H100V38H99ZM107 39L109 40L110 38H107ZM107 39L105 40V39L103 38L104 41H107ZM126 39H127V38H126ZM154 39H153V40H154ZM162 39H163V38H162ZM176 39H177V37H176ZM183 39H184V38H183ZM77 40H78V41H77ZM84 40H85V39H84ZM101 40H102V38H101ZM101 40H99V41H101ZM111 40H112V39H111ZM118 40H119V39H118ZM122 40H123V39H122ZM132 40H133V39H132ZM134 40H135V39H134ZM134 40H133V41H134ZM143 40H144V39H143ZM150 40H151V38H150ZM153 40H151V41H153ZM158 40H159V39H158ZM163 40L165 41V38H164ZM169 40H170V38H169ZM189 40H190V39H189ZM54 41H55V40H54ZM85 41H86V40H85ZM88 41L91 42V39H90V40H87V43H88ZM99 41L97 40V42L100 44ZM104 41H102V42H104ZM114 41H115V43H116L117 40H114V39H113V40L111 41V42H113V43H111V46H112V44H113V47H114V48H113V47L111 48L112 51L110 50V48H109L107 51L104 49V51H106V54L110 53V52H108V51L113 52V51L115 50V47H116V46H114V45H116V44H114ZM130 41H131V39H130ZM138 41H139V40H138ZM141 41H142V39H141ZM155 41H157V40H155ZM185 41H186V43H187L188 38H187V40L185 39V40H182L181 42H185ZM83 42H84V41H83ZM102 42H101V44L99 45L100 47H101V45H102ZM107 42H108V41H107ZM107 42H106V43H107ZM109 42H110V41H109ZM109 42H108V45H109ZM124 42H125V41H124ZM134 42H135V41H134ZM134 42H133V43H134ZM139 42H140V41H139ZM148 42H149V41H148ZM174 42L176 43L175 39H174ZM81 43H82V42H81ZM98 43H97V44H98ZM106 43H105V44H106ZM127 43H128V42H127ZM130 43H132V41H131ZM135 43H136V42H135ZM137 43H138V42H137ZM141 43H142V42H141ZM155 43H156V42H155ZM155 43H154V44H155ZM164 43H167V42H164ZM85 44H86V42H85ZM90 44H91V43H90ZM105 44L103 43V45H102L103 47H102V48H106V47H105V46H106ZM117 44H118V43H117ZM146 44H147V43H146ZM146 44H143L144 47L142 46L141 48H142V49H145V48H146V47H145ZM171 44H172V43H171ZM180 44H181V43H180ZM87 45H88V44H87ZM129 45H130V44H129ZM136 45H138V44H136ZM184 45H185V44H183V46H184ZM190 45H191V44H190ZM55 46H56V47H55ZM88 46H90V45H88ZM109 46H110V45H109ZM109 46H108V47H109ZM117 46L119 47V45H117ZM140 46H141V45H140ZM155 46H156V44H155ZM181 46H182V45H181ZM183 46H182V47H183ZM43 47H44V46H43ZM97 47H98V46H97ZM100 47H98V49H99ZM108 47H107V48H108ZM130 47H131V45H130ZM148 47H149V46H148ZM148 47H147V48H148ZM189 47H190V46H189ZM54 48H53V49H54ZM102 48H100V49H102ZM141 48H140V49H141ZM149 48L151 49V47H149ZM100 49H99V50H100ZM113 49H114V50H113ZM130 49H131V48H130ZM130 49H129V50H130ZM140 49H139V50H140ZM155 49H156V48H155ZM174 49H175V48H174ZM185 49H186V48H185ZM117 50H119V49H116L115 52H117ZM136 50H137V49H136ZM139 50H137V52H138ZM145 50H146V49H145ZM156 50H157V49H156ZM156 50H155V51H156ZM159 50H160V49H159ZM161 50H162V49H161ZM179 50H180V48H179ZM238 50H239V49H238ZM53 51H54V50H53ZM53 51H52V53H53V55H55L54 52H56V51H54V52H53ZM59 51H60V50H59ZM104 51H103V49H102V52H103V53H104ZM119 51H121V50H119ZM127 51H128V50H127ZM141 51H143V50H141ZM141 51H140L139 55L142 54ZM147 51H148V50L144 51V55L142 54V57H144L145 55H147V57L145 56V58H148V55H149V54L147 53ZM174 51H177V49H175ZM186 51H187V50H186ZM25 52H26V59L23 61V63H22L23 66H22V67H24L25 69H28V70L32 71V74H31V77H30V78H37V76H38V77H39V82H40V80H42V78H43V76H44V73L42 72V71H43V70H42L43 67H42V68L40 67V66H42L41 63H40V65H39V62H38V60L36 59V58H38L39 55H37V57H36L35 55H33V51H25ZM45 52H46V51H45ZM45 52H44V53H45ZM68 52H69V51H68ZM68 52H67V54L65 55V56H66V59L68 58V56L70 57V55H68V54H69ZM102 52H101V53H102ZM107 52H108V53H107ZM115 52H113V53H114V54H113L114 57L116 56V55H115V54H116ZM150 52H151V51H150ZM177 52H179V51H177ZM177 52H175V53H177ZM240 52H242V51H240ZM46 53H47V52H46ZM52 53H49V54H52ZM101 53H99V54H101ZM117 53H118V52H117ZM120 53H122V52H120ZM134 53H135V52H134ZM159 53L163 54L161 51H159ZM106 54H104V55H106ZM151 54H152V52H151ZM151 54H150V55H151ZM153 54L155 55L154 57H155L156 59L159 58V57H156V53H153ZM153 54H152V55H153ZM157 54H158V53H157ZM14 55H15V54H14ZM60 55H61V54H60ZM64 55L61 56V57H64ZM102 55H103V54H102ZM110 55H111V54H109V56H110ZM117 55H118V54H117ZM122 55H123V54H121V56H122ZM127 55H128V54H126V56H127ZM137 55H138V54H137ZM139 55H138V56H139ZM150 55H149V56H150ZM152 55H151V57H152ZM159 55H160V54H158V56H159ZM28 56H32L31 60H29V59L27 58ZM41 56H42V55H41ZM41 56H40V57H41ZM49 56H50V55H49ZM56 56H57V55H56ZM98 56H99V55H98ZM111 56H112V55H111ZM111 56H110V57H111ZM119 56H120V55H118V57L116 56V57H117L116 59L114 58V59L116 60V62H120L123 58H124L125 61H126V58L124 57L125 55L123 56V58H122V57L120 58ZM238 56H239V55H238ZM136 57H137V56H136ZM142 57H141V58H142ZM154 57H153V58H154ZM160 57H161V56H160ZM49 58H50V59H49ZM49 58H48V59L52 61L51 57H49ZM52 58H53V57H52ZM54 58H55V57H54ZM96 58H97L96 60L98 61V60H99L98 57H96ZM99 58H100V60H101L102 57L100 56ZM105 58H106V57H105ZM111 58H112V61H111L112 64H115L116 62L113 63V56H112ZM111 58H110V59H111ZM119 58H120V60L117 61V59H119ZM141 58H140V60H141ZM145 58H144V59H145ZM235 58H236V56H235ZM42 59H43V58H42ZM106 59H107V58H106ZM135 59H136V58H134V60H135ZM137 59H138V58H137ZM239 59H240V58H239ZM53 60H54V59H53ZM57 60H58V59H57ZM102 60H103V59H102ZM102 60H101V61H102ZM129 60H130V59H129ZM129 60L127 59V62H125V63H128ZM140 60H139V61H140ZM147 60H148V59H147ZM161 60L163 61V59H161ZM43 61H44V60H43ZM51 61H50V62H51ZM144 61H145V60H144ZM156 61H157V60H156ZM159 61H160V59H159ZM40 62H41V61H40ZM55 62H56V61H55ZM66 62H67V60H66ZM103 62H104V61H103ZM111 62H110V63H111ZM121 62H122V61H121ZM121 62H120V63H121ZM123 62H124V61H123ZM132 62H133V61H132ZM44 63H45V62H44ZM106 63H107L108 65L110 64L108 61H105V63H104L105 66L107 65ZM120 63H118V64H120ZM151 63H154V62H151ZM238 63H239V62H238ZM54 64H55V63H54ZM98 64H99V66H102V65H101L102 63H101V64L98 63ZM118 64H117V65H118ZM121 64L123 65L124 63H121ZM16 65L18 66V64H16ZM124 65H126V64H124ZM142 65H143V64H142ZM144 65H145V64H144ZM148 65H149V63H148ZM163 65H164V64H163ZM110 66H111V64L109 65V68H110ZM119 66H121V65H119ZM127 66H128V65H127ZM129 66H130V64H129ZM133 66H134V65H133ZM153 66H154V65H153ZM52 67H53V66H52ZM123 67H126V66H123ZM154 67H155V66H154ZM47 68H48V67H47ZM102 68H103V67H102ZM114 68H115V69H114ZM132 68H133V67H132ZM132 68H131V69H132ZM139 68H140V67L135 68V70L138 72L137 69H139ZM172 68H173V67H172ZM172 68H171V69H172ZM104 69H106V72H107V68L104 67ZM110 69H111V70H109L110 72H112V69H114L115 71H114V70H113V71H114V74H115V73H116L117 66H116V67H113V68L111 67ZM123 69H125V68H123ZM145 69H148V68H145ZM149 69H150V68H149ZM169 69H170V68H169ZM102 70H103V69H102ZM102 70H101V72H102ZM127 70H128V69H127ZM139 70L142 71V68L139 69ZM162 70H163V69H162ZM166 70H167V69H166ZM174 70H175V69H173V71H172V70H169V71H172V72L175 73L176 70H175V71H174ZM109 71H108V72H109ZM118 71H119V70H118ZM118 71H117V72H118ZM124 71H125V70H124ZM129 71H130V70H129ZM131 71H134V70L132 69ZM131 71L129 72L131 75H130V74L127 75V76H130V78H128V77L126 78L125 75H124V77H123V80H124V79H127V84H130V81L128 82V80L131 79V76L133 77L134 74H135L134 72L132 73ZM136 71H135V72H136ZM145 71H146V70H145ZM155 71H156V70H155ZM164 71H165V69H164ZM48 72H49V71H48ZM99 72H100V71H99ZM103 72H105V71H103ZM103 72H102V75H104V74L106 73V72H105V73L103 74ZM108 72H107V74H109V75L105 74L106 76H110L111 74H113V72H112L111 74L108 73ZM120 72H121V71H120ZM120 72H119L118 75H117V76L119 77V79L122 78L121 76H119V74H120V75H123V74L125 73V72H123V74H121ZM147 72H148V71H147ZM162 72H163V71H162ZM158 73H159V72H158ZM167 73H169V72H167ZM170 73H171V72H170ZM170 73H169V75H170ZM87 74L89 75L88 72H87ZM87 74H85V75H87ZM100 74H101V73H100ZM100 74H99V75H100ZM114 74L112 75V77H113V76L116 77ZM125 74H126V73H125ZM127 74H128V73H127ZM132 74H133V75H132ZM139 74H140V72H139ZM139 74H138V75H139ZM171 74H172V73H171ZM45 75H46V74H45ZM88 75H87V76H88ZM99 75L96 74V75H95V78H94V84H95V85H94V88L96 87V89L98 88V83H100V82L102 81V80H100V76H101V77H104V76H102V75H100V76H99ZM135 75H136V74H135ZM147 75H148V74H147ZM147 75H146V76H147ZM157 75H158V74H157ZM98 76H99V77H98ZM158 76H159V75H158ZM161 76H162V75H160V77H161ZM120 77H121V78H120ZM147 77H148V76H147ZM107 78H108V77H107ZM157 78H158V77H157ZM161 78H162V77H161ZM109 79H110V77L108 78V80H109ZM170 79H171V78H170ZM170 79H169V80H170ZM123 80H121L120 82H118V80H116V78H115L113 81H116V82H117L116 84H117V87H118V85L121 86L119 83L123 84V82H122ZM138 80H139V79H138ZM142 80H143V79H142ZM154 80H155V79H154ZM162 80H163V78H162ZM99 81H100V82H99ZM103 81H104V79H103ZM111 81H112V79H110V82H111ZM124 81H126V80H124ZM96 82H97V84H96ZM104 82H105V81H104ZM107 82L109 83V81H107ZM107 82H106V84L109 85ZM136 82H137V80H136ZM146 82H147V81H146ZM165 82H166V81H165ZM167 82H168V81H167ZM167 82H166V83H167ZM113 83H114V82H113ZM140 83H141V85H142L141 79H140ZM153 83H154V82H153ZM101 84L104 85L103 82H101ZM110 84H111V83H110ZM125 84H126V83L124 82V84L122 85L121 90L119 89L118 91L123 92V91H122V90H123V86H124V90H127V85H125ZM144 84H145V83H144ZM103 85H101V87H102ZM111 85H112V84H111ZM137 85H139V84H137ZM141 85H140V87H141ZM99 86H100V85H99ZM125 86H126V89H125ZM128 86H129V85H128ZM142 86H144V85H142ZM101 87H100V88H101ZM103 87H104V86H103ZM107 87H108V86H107ZM111 87H112L111 89H109V87H108V89L110 90V92H109L108 89L106 90V88L104 87V88H105V91H104V92H105V93L109 92V94H110V93H111V90H112V93H113V89H116V88H113V85H112ZM144 87H145V86H144ZM160 87H161V86H160ZM118 88H119V87H118ZM118 88H117V89H118ZM136 88H137V87H136ZM136 88H134V89H136ZM96 89H95V91H97ZM102 89H103V88H102ZM141 89H142V88H141ZM145 89H146V87H145ZM20 90H21V88L17 89V92L19 93ZM100 90H101V89L98 88V91H100ZM146 90H147V89H146ZM164 90H165V89H164ZM51 91H52V90H51ZM101 91H103V90H101ZM106 91H107V92H106ZM116 91H117V90H116ZM116 91H114V94H115ZM128 91H129V92L131 91V89H130L129 87H128ZM128 91H125L126 93H125V92H123V93H124L125 95H126L127 93L129 94ZM132 91H133V90H132ZM137 91H138V89H137ZM147 91H148V90H147ZM36 92H37V91H36ZM134 92L136 93V90H134ZM145 92H146V91H145ZM98 93H99V92H98ZM98 93H97V94H98ZM105 93H102V94H103L102 99H104L106 103H105L104 101H102V100H99V98L96 97V96H98V95L95 93V94H96V96H95L96 99H98L99 101H102V102H99V101H98L99 103H101L100 105L103 106L101 109L99 108V106H96V108L98 107V108H99L98 110H100V111L103 110V108H105L106 104H108L106 100H107L109 97H106L107 99H105V98H104V97L106 96ZM112 93H111V95H109L110 97H111V96H114V95H112ZM131 93H132V92H131ZM131 93H130V94H131ZM141 93H143V92H141ZM87 94H89V93H87ZM87 94H86V96H88ZM95 94H94V95H95ZM99 94H101V92H100ZM116 94H119V95H120V93H116ZM128 94H127V100H128ZM136 94H138V93H136ZM104 95H105V96H104ZM107 95H108V94H107ZM146 95H147V94H146ZM146 95H144V96H146ZM89 96H90V95H89ZM100 96H101V95H100ZM100 96H98V97H100ZM122 96H123V95H122ZM130 96H132V95H130ZM130 96H129V100H131V99H130ZM134 96H135V95H134ZM136 96H137V95H136ZM91 97H92V100H93V96H91ZM91 97H90V98H91ZM95 97H94V99H95ZM115 97H116V95H115ZM123 97H125V96H123ZM138 97H139V95H138ZM86 98H88V97H86ZM113 98H114V97H113ZM117 98H118V97H117ZM119 98H121V97H119ZM119 98H118V99H119ZM125 98H126V97H125ZM142 98H143V96H142ZM160 98H162V97L160 96ZM33 99H34V91L31 93V95H30V97H29V99H28V101H27V103H26V104L29 106V109H30L31 107H32V109H33V106H34V100H33ZM83 99H84V98H83ZM88 99H89V98H88ZM88 99H87V101H88ZM114 99H115V98H114ZM156 99H157V98H156ZM41 100H42V99H41ZM115 100H116V99H115ZM122 100H123V99H122ZM122 100H119V103H120V101L122 102ZM161 100H162V99H161ZM84 101H85V99H84ZM110 101H111V100H110ZM24 102H25V100L20 101L19 99H15V100L13 101V103L10 105V107H11L12 109H14V110H16V109H20V108H22V105H23ZM49 102H50V101H49ZM93 102H95V100H94ZM93 102H92V101L90 102V103L92 104V106L90 105L91 107H93V104L97 105V100H96V103H93ZM108 102H109V101H108ZM114 102H115V101H114ZM123 102L125 103V105H123V106H127V105H126V102H125V101H123ZM159 102H160V100H159ZM159 102H158V103H159ZM99 103H98V104H99ZM110 103H113V102H109L108 106L110 105ZM129 103H130V101H129ZM158 103H156V105H157ZM161 103H162V102H161ZM39 104H40V102H39ZM104 104H105V105H104ZM117 104H118V102H117ZM159 104H160V103H159ZM40 105H41V104H40ZM40 105H39V106H40ZM95 105H94V108H95ZM120 105H121V103H120ZM120 105H119V106H120ZM129 105H130V104H129ZM131 105H132V104H131ZM1 106H2L3 108H5V107H7L8 105H7L6 102H3V104H1ZM35 106H36V105H35ZM39 106H38L39 109H38L37 112H39V110H40V107H39ZM112 106H113V105H112ZM115 106L117 107L118 105L115 104V105L113 106L114 109H115ZM159 106H160V105H159ZM49 107H50V106H49ZM52 107H53V105H52ZM100 107H101V106H100ZM110 107H111V106H110ZM110 107H109V108H110ZM113 107H111V108H113ZM80 108H81V106H80ZM80 108H79V109H80ZM84 108H86V107H84ZM84 108H82L84 111H81V110H80V111H81V114H82V112H84L82 118H83L84 115L86 114V113H85L86 111L91 110L90 107L88 108V110H85ZM96 108H95V110H96ZM111 108H110L109 110H110L111 113H113V112L111 111ZM117 108H120V107H117ZM117 108H116V109H117ZM175 108H176V107H174V109H175ZM32 109H31V111H32ZM34 109H35V108H34ZM34 109H33V111H35ZM106 109H107V111L105 112L106 115H109L108 117L111 118L112 115L107 114V113H108V108H107V106H106L105 110H106ZM114 109H113V110H114ZM155 109H156V108H155ZM158 109H159V108H158ZM165 109H166V108H165ZM174 109H173V110H174ZM47 110H48V109H47ZM75 110L79 111L78 109H75ZM95 110H94V112H95ZM117 110H120V109H117ZM117 110H116V111H117ZM170 110H171V109H170ZM170 110H168V111H170ZM175 110H176V109H175ZM33 111H32V113H33ZM77 111H76V112H77ZM80 111L77 112L76 114L79 115ZM91 111H93V109H92ZM91 111H90V115L92 114V116H93L94 113H92ZM100 111H98V112L95 113V114H98V116H99V115L102 116L103 114H105V113H104V110L102 111V114H101V113L99 114ZM164 111H165V110H164ZM47 112H48V111H47ZM118 112H119V111H117V114H119ZM165 112H167V111H165ZM165 112H164V113H165ZM174 112H175V111H174ZM39 113H40V112H39ZM39 113H38V114H39ZM87 113H88V112H87ZM114 113H115V112H114ZM114 113H113V115H114ZM120 113H121V112H120ZM168 113H169V112H168ZM35 114H36V113H35ZM46 114H47V113H46ZM117 114H115L116 117H118ZM165 114H166V113H165ZM26 115H27V113H26ZM36 115H37V114H36ZM88 115H89V113H88ZM106 115H105V117H103V116H102V117L99 116V117H100V119H102V118L107 119L108 117H107ZM115 115H114V117H115ZM157 115H158V114H157ZM157 115H156V116H157ZM30 116H31V115H30ZM34 116H35V115H34ZM92 116H91V117H92ZM96 116H97V115H95V122H96L97 119H99L98 116H97L98 118L96 119ZM153 116H154V115H153ZM153 116H152V117H153ZM167 116H168V114H167ZM24 117H25V116H23L22 118H24ZM27 117H28V116H27ZM50 117H51V116H50ZM78 117H79V116H78ZM78 117H77V119H78ZM85 117H86V116H85ZM87 117H88V116H87ZM93 117H94V116H93ZM152 117H150V118H152ZM154 117H155V116H154ZM169 117H170V116H169ZM25 118H26V117H25ZM25 118H24V119H25ZM28 118H30V120L33 119L32 117H28ZM28 118H27L26 120H28ZM34 118H35V117H34ZM36 118H37V120H38V117H36ZM110 118H108V120H107L108 122H107V121L105 122L106 124L110 122V120H109ZM112 118H113V117H112ZM112 118H111V119H112ZM156 118H158V117H156ZM156 118H155V119H156ZM52 119H53V118H52ZM79 119H80V118H79ZM79 119H78V120H79ZM105 119H103V121L100 120V122H102V125H103V122L105 121ZM113 119L115 120V118H113ZM113 119H112V120H113ZM152 119H154V118H152ZM152 119H151V120H152ZM155 119H154V120H155ZM34 120H35V119H34ZM48 120H49L48 122H50V119H48ZM78 120H77V121L75 120L76 122H75V121H74V122L77 123ZM80 120H81V119H80ZM80 120H79V122H80ZM82 120L84 121L85 119L83 118ZM87 120H88V118H87ZM114 120H113V121H114ZM21 121L23 122L24 120H21ZM21 121H19V122H17V123H13V125L16 126V125L20 124ZM51 121H52V120H51ZM53 121H54V119H53ZM97 121L99 122V120H97ZM113 121L110 122L109 124L113 123ZM116 121H117V120H115V123H116ZM24 122H25V121H24ZM28 122H29V121H27L26 124H27ZM35 122H36V120H35ZM86 122L88 123V124L86 123V124H87V126H86V127H87V130L93 128V126H91V128H89V127H90V124H93L92 122H94V121H92V120L89 119V121H86ZM90 122H91V123H90ZM95 122H94V123H95ZM100 122L98 123L99 125L101 124ZM151 122H152V121H151ZM151 122H150V123H151ZM158 122H160L159 119H158ZM46 123H47V121H46ZM75 123H73V125H71L72 123H70V126H72V127H70V130H71V129H72V130L74 129L73 127L76 126ZM81 123H82V121H81ZM83 123H84V122H83ZM23 124H25V123H23ZM49 124H50L51 126H53V123H52V122H50ZM79 124H80V123H79ZM79 124H77V125H79ZM96 124H97V123H96ZM28 125H30V122L28 123ZM28 125H27V126H28ZM50 125H49V127H50ZM74 125H75V126H74ZM80 125H81V124H80ZM80 125H79V126H80ZM82 125H83V124H82ZM112 125H113V124H111V126H112ZM151 125H152V124H151ZM161 125H162V124H161ZM161 125H160V126H161ZM22 126H24V125H22ZM22 126H21V127H22ZM45 126H47V128H49L47 124H46ZM79 126H78V127H79ZM83 126H85V125H83ZM96 126H97V125H96ZM96 126H94V127H96ZM104 126H105V124H104ZM108 126H109V125H108ZM111 126H110V127H111ZM114 126H115V124H114ZM154 126H155V125H154ZM163 126H164V125H163ZM24 127H25V126H24ZM78 127H77V128H78ZM80 127H81V126H80ZM99 127H100V126H99ZM149 127H150V126H149ZM22 128H23V127H22ZM50 128L52 129V127H50ZM50 128H49V129H50ZM55 128H56V127H55ZM100 128H101V127H100ZM100 128H99V129H100ZM151 128H152V126H151ZM51 129H50V130H51ZM56 129H57V128H56ZM56 129H55V131H57ZM101 129H102V128H101ZM148 129H149V128H148ZM158 129H159V127H158ZM45 130H46V129H45ZM45 130H44V131H45ZM50 130H48V133H50ZM92 130H93V129H92ZM92 130H91V131H92ZM160 130H161V129H160ZM52 131H53V130H52ZM55 131H53V132H54L53 135H55ZM65 131L67 132V130H65ZM77 131H80L79 128H78ZM77 131H76V132H77ZM83 131H84V129H83ZM88 131H90V130H88ZM97 131H98V130H97L96 128H94V131H92V132H94V135L92 136L90 143L92 142L93 145H92V144H89V145H88L87 142H84V143H86V144L83 143L84 146L87 145V146H85V147H87V148H90V147H88V146L91 145L92 147H91L90 149H93V150L95 151V153H96V152L98 153V151H99V148H98L97 146L100 144V143L98 144V142H99V138H101L100 136H99V138H98V136H97ZM150 131H151V130H150ZM39 132H40V131H39ZM61 132H62V131H61ZM70 132H71V131H70ZM74 132H75V129H74V131H72L73 134L70 135V136H67V138L69 137V139H70L72 142H73V140H74V142L76 141V142L78 143V141H79L78 138H80V137H79L78 134H74ZM76 132H75V133H76ZM92 132H90V133H92ZM44 133H45V132H44ZM57 133H59V132H57ZM62 133H65V132H62ZM155 133H156V132H154V134H155ZM40 134H41V133H40ZM60 134H61V133H60ZM98 134H99V133H98ZM107 134H108V133H107ZM146 134H147V133H146ZM158 134H160V133H158ZM49 135H50V134H47V130H46V136H47L46 139H47V138L49 139ZM51 135H52V134H51ZM51 135H50V136H51ZM61 135H62V134H61ZM65 135H67V134L65 133V134H64V137H65ZM83 135H84V134H83ZM85 135H86V133H85ZM88 135H89V134H88ZM110 135H111V134H110ZM147 135H150V133L147 134ZM101 136H102V134H101ZM104 136H105V135H104ZM141 136H142V135H141ZM153 136H155V135H153ZM160 136H162V134H161ZM38 137H39V134H38ZM40 137H41V136H40ZM55 137H57V138L54 140ZM55 137H54V136L52 137L54 141H56V140L59 141V139L61 138V137H59V135L57 136V134H56ZM58 137H59V138H58ZM82 137H83V136H82ZM86 137L88 138V136H86ZM102 137H103V136H102ZM106 137H107V136H106ZM106 137H105V138H106ZM108 137H109V135H108ZM111 137H112V136H111ZM114 137H115V136H114ZM138 137H139V136H138ZM156 137H157V136H156ZM52 138H51V140H52ZM67 138H65V140H66L67 143H68L70 140H67ZM75 138H77V139L75 140ZM159 138H160V137H159ZM40 139H41V138H40ZM83 139H84V138H83ZM103 139H104V138H103ZM113 139H115V138H113ZM113 139H112V140H113ZM128 139H129V138H128ZM133 139H134V137H133ZM133 139H132V140L130 139V140L133 141V142H135ZM136 139H137V138H136ZM138 139H139V138H138ZM62 140H63V136H62V139H61V143H60V142H59V143H60V144H64V145H66L65 143H62ZM77 140H78V141H77ZM87 140H88V142H89L90 137H89V139H87ZM154 140H155V139H154ZM157 140H158V139H157ZM157 140H156V141H157ZM160 140H163V139H160ZM48 141H49V140H47V143H48V144L51 143V141H49V142H48ZM54 141H52V142H54ZM63 141H64V140H63ZM66 141H64V142H66ZM85 141H86V140H85ZM103 141H104V140H103ZM105 141H106V139H105ZM110 141H111V139H110ZM45 142H46V140H45ZM45 142H43V143H45ZM56 142H57V141H56ZM80 142H82V141H80ZM101 142H102V141H101ZM111 142H112V141H111ZM111 142H110V144H111ZM138 142H139V141H138ZM40 143H41V142H40ZM59 143L57 142V144H59ZM69 143H71V142H69ZM55 144H56V143L54 142V145L52 144L51 147H52V148L56 147L57 145H55ZM74 144H76V143H74ZM81 144H82V143H81ZM97 144H98V145H97ZM43 145H44V144H43ZM49 145H50V144H49ZM49 145H48V146H49ZM67 145L72 146L73 143H72V144H67ZM95 145H96V146H95ZM101 145H102V143H101ZM107 145H108V144H107ZM45 146H46V144H45ZM74 146H75V145H74ZM77 146L79 147L78 144H77ZM82 146H83V145H81V147H82ZM84 146H83V147H84ZM99 146H100V145H99ZM108 146H109V145H108ZM108 146H106V148H108ZM124 146H125V145H124ZM136 146H137V145H136ZM136 146H135V147H136ZM49 147H50V146H49ZM61 147H62V146H61ZM63 147H64V146H63ZM63 147H62V149L67 148V146L64 147V148H63ZM81 147H80V148H81ZM96 147L98 148V151H96V150H97ZM100 147H101V146H100ZM102 147H103V145H102ZM109 147H110V146H109ZM68 148H69V147H68ZM75 148H76V146H75ZM75 148H74V149H75ZM87 148H85L84 151H82L83 149L80 150V149H77V148H76L78 151L80 150L79 152H77V151L75 150L77 153H75L74 150H73V152L75 153V155H73L74 153H72V156H68V157H71V158H69V161H70L71 163H70V162H69V163L72 165V162H73L72 160H74V161H76V162H78V161L82 162L83 159H84V158L86 157V155L88 154L87 151H86ZM111 148H112V147H111ZM119 148H120V147H119ZM124 148H128V147L126 146V147H124ZM124 148H121V149H124ZM39 149L41 150L42 148H39ZM44 149H45V148H44ZM44 149H43V150H44ZM56 149H58V147H57ZM56 149H55V152H56ZM69 149H70V150L73 149V146H72L71 148H69ZM104 149H105V148H104ZM100 150H102L101 152L103 153L104 150L101 149V148H100ZM115 150L118 151L117 149H115ZM128 150H129V149H128ZM41 151H42V150H41ZM60 151H61V152H60ZM60 151H59V154H57V153H58V150H57V152H56L55 154H57V155L62 154V155H63L62 152H63L64 150H60ZM66 151H67V150L65 149V152H66ZM105 151H107V150H105ZM111 151H114V150H110V152H111ZM120 151H121V150H120ZM122 151H124V153H125V150H122ZM126 151H127V150H126ZM108 152H109V151H107V153H108ZM110 152H109V153H110ZM39 153H40V152H39ZM42 153H43V152H42ZM53 153H54V152H53ZM67 153H68V152H67ZM67 153H65V154H67ZM70 153H71V152H70ZM86 153H87V154H86ZM90 153L92 154V152H90ZM107 153H106V156H108ZM121 153H122V152H121ZM127 153H128V152H127ZM159 153H160V152H159ZM35 154H36V153H35ZM55 154H54V155H55ZM93 154H94V153H93ZM98 154H99L98 157H100V151H99ZM112 154H113V153L111 152V156H112ZM115 154H116V153H115ZM125 154H126V153H125ZM40 155H41V154L37 155L38 158L41 157ZM52 155H53V154H52ZM62 155H61V156H62ZM67 155H69V154H67ZM70 155H71V154H70ZM116 155H117V154H116ZM116 155H115L114 157H117V156H118V155H117V156H116ZM119 155H120V152H119ZM213 155H214V154H213ZM220 155H221V154H220ZM223 155H224V154H223ZM39 156H40V157H39ZM61 156H54V158L56 157V158H55V159H56L55 161H56L57 163H58V161H60V160H58V159H60ZM64 156H65V155H64ZM64 156H63V158H64ZM101 156H102V155H101ZM120 156H121V155H120ZM120 156H118V157H120ZM130 156H131V155H130ZM254 156H255V155H254ZM50 157L52 158V156H50ZM50 157H49V158H50ZM57 157H59V158L57 159ZM65 157H67V156H65ZM68 157H67V159L64 158V159H62V160H65V162H67ZM92 157H93V159L95 158L94 160H96V159L98 158V157H94V156H92ZM109 157H110V156H108V158H109ZM118 157H117V160H118ZM123 157H124V156H123ZM54 158H53V160H54ZM86 158H87V157H86ZM88 158H89V157H88ZM110 158H111V157H110ZM220 158H221V157H220ZM222 158H223V157H222ZM36 159H37V158H36ZM40 159H41V158H40ZM40 159H37V160H40ZM101 159H102V158H101ZM101 159H99V161H101ZM115 159H116V158H115ZM124 159H125V158H124ZM127 159H128V158H127ZM133 159H134V158H133ZM217 159H219V156L217 157ZM224 159L227 160L226 158H224ZM224 159H223V160H224ZM49 160H50V159H49ZM53 160H51V161H53ZM57 160H58V161H57ZM85 160H86V159H84V161H85ZM87 160H89V159H87ZM87 160H86V161H87ZM102 160H103V162H104V161L106 162V160H104V159H102ZM121 160H122V159H121ZM129 160H130V159H129ZM86 161H85V162H86ZM91 161H92V160H91ZM99 161H96V162H98V163H102V161H101V162H99ZM111 161H112V160H111ZM113 161H116V160H113ZM118 161H120V160H118ZM126 161H127V160H126ZM28 162H29V161H28ZM28 162H26V163L28 164ZM65 162H63V163H65ZM87 162H89V161H87ZM122 162H124V161H122ZM122 162H119L118 164H120V163H122ZM127 162H128V161H127ZM127 162L125 163L126 166H127V164H128ZM132 162H133V161H132ZM226 162H227V161H226ZM59 163H62V162H59ZM67 163H68V162H67ZM74 163H75V162H74ZM92 163H93V162H91V164H92ZM129 163H130V162H129ZM135 163H137V162H135ZM78 164L80 165V167H82L81 164H80L79 162H78ZM85 164H86V163H85ZM88 164H89V163H88ZM95 164H96V163H95ZM112 164H114V163H112ZM115 164H116V163H115ZM123 164H124V163H123ZM123 164H121V165H123ZM227 164H228V162H227ZM66 165H67V164H66ZM93 165H94V163H93ZM93 165H91V166L93 167ZM129 165H130V164H129ZM204 165H205V163H204ZM212 165L215 167L214 164H212ZM25 166H26V165H25ZM27 166H28V165H27ZM27 166H26V167H27ZM75 166H76V164H75ZM95 166H96V165H95ZM97 166H98V165H97ZM97 166H96V167H97ZM112 166H113V165H112ZM112 166H111V167H112ZM115 166H116V165H115ZM117 166H118V165H117ZM200 166H201V165H200ZM26 167H24V168L26 169ZM119 167H120V166H119ZM119 167H118V168H119ZM123 167H124V165H123ZM123 167H122V168H123ZM197 167H198V166H197ZM197 167H196V168H197ZM74 168H75V167H74ZM94 168H95V167H94ZM99 168H100V167H99ZM106 168H107V167H106ZM115 168H117V167H115ZM122 168H121V169H117V175H116L117 177H119V176L121 175V173L119 174L118 171L122 170ZM25 169H24V170H25ZM64 169H65V168H64ZM67 169H68V167H66V170H67ZM71 169H72V168H70L69 171H71ZM76 169H77V168H76ZM78 169H79V168H78ZM78 169H77V170H78ZM81 169H82V168H81ZM81 169H80V170H81ZM84 169H85V167H84ZM124 169H125V168H124ZM124 169H123V170H124ZM127 169H128V168H127ZM197 169H198V168H197ZM213 169H214V168H213ZM66 170H65V171H66ZM113 170H114V169H113ZM191 170H192V169H191ZM198 170H199V169H198ZM198 170H197V171H198ZM214 170H215V169H214ZM217 170H218V169H217ZM217 170H216V171H217ZM21 171H22V170H21ZM21 171H20V172H21ZM67 171H68V170H67ZM69 171H68V172H69ZM72 171H73V170H72ZM86 171H87V169H86ZM86 171H84L85 175H86V173H87ZM98 171H99V170H98ZM98 171H97V172H98ZM124 171H125V170H124ZM197 171H196V172H197ZM218 171H220V169H219ZM225 171H226V170H225ZM225 171H224V172H225ZM23 172L25 173V171H23ZM68 172H67V173H68ZM74 172H76V171H74ZM77 172H78V171H77ZM79 172H80V171H79ZM95 172H96V171H95ZM108 172H109V171H108ZM114 172L116 173V170H115ZM120 172L123 173V171H120ZM190 172H191V171H190ZM18 173H19V172H18ZM69 173L71 174V172H69ZM72 173H73V172H72ZM105 173H106V172H105ZM216 173H217V175H219L218 172H216ZM220 173H221V171H220ZM74 174H75V173H74ZM74 174H73V175H74ZM95 174H96V173H95ZM95 174H93V176H94ZM118 174H119V176H118ZM214 174H215V173H214ZM0 175H3V174H0ZM71 175H72V174H71ZM89 175H90V174H89ZM96 175L98 176V174H96ZM103 175H104V174H103ZM103 175H102V176H103ZM68 176H69V174H68ZM82 176H84V175H82ZM87 176H88V175H87ZM90 176H91V175H90ZM106 176H107V175H106ZM220 176H221V174H220ZM8 177H9V176H8ZM66 177H67V176H66ZM98 177H101V175L98 176ZM215 177H216V175H215ZM217 177H218V176H217ZM10 178H11V177H10ZM70 178H71V176L69 177V179H70ZM82 178H83V177H82ZM115 178H116V177H115ZM187 178H188V177H187ZM200 178H201V177H200ZM69 179H68V181H69ZM71 179H72V178H71ZM71 179H70V181H71ZM98 179L100 180V178H98ZM98 179H96V180H98ZM116 179H118V178H116ZM157 179H158V178H157ZM202 179H203V178H202ZM73 180H74V179H73ZM78 180H79V178H78ZM83 180H85V179H83ZM83 180H82V181H83ZM91 180H93V179H91ZM99 180H98V181H99ZM108 180H110V179H108ZM68 181L66 180L67 185H68ZM76 181H77V180H76ZM76 181H75L74 184H76ZM86 181H87V179H86ZM106 181H107V180H106ZM115 181H116V180H114V183H115ZM156 181H157V180H156ZM158 181H159V180H158ZM72 182H73V181H72ZM72 182H71V183H72ZM80 182H81V181H80ZM80 182H79V183H80ZM94 182H95V181L91 182V184H90L89 186L94 185V184H95ZM100 182H101V181H100ZM107 182H108V181H107ZM79 183H77V184H79ZM81 183H82V182H81ZM84 183H85V182H84ZM96 183H97V182H96ZM101 183H102V182H101ZM108 183H111V180H110V182H108ZM112 183H113V181H112ZM74 184L72 183V184H70V185H72V187H73ZM103 184H105V181H104V183H102V185H103ZM152 184H153V183H151V185H152ZM155 184H156V182H155ZM67 185H66V187H67ZM79 185L82 186V184H79ZM99 185H101V184H99ZM99 185H96V186H97V187H100L101 189H102V187L104 186V185H103V186H99ZM116 185H117V184H116ZM149 185H150V184H149ZM68 186H69V185H68ZM77 186H78V185H77ZM89 186H87V187H89ZM111 186H113V185L111 184ZM111 186H110V184H109V187H111ZM153 186H154V185H153ZM153 186H152V187H153ZM163 186H164V185H163ZM178 186H179V185H178ZM192 186H193V185H192ZM84 187H85V188H84ZM84 187H83L84 190H86V186H84ZM97 187H96V188H97ZM107 187H108V186H107ZM184 187H185V186H184ZM203 187H204V186H203ZM206 187H207V186H206ZM208 187H209V186H208ZM69 188H70V187H69ZM69 188L67 187V189H69ZM76 188H78V187H76ZM76 188H74V189H76ZM80 188H82V187H80ZM83 188H82V190H83ZM90 188H91V187H90ZM96 188H95V189H96ZM103 188H104V187H103ZM145 188H147V187H145ZM169 188H171V187H169ZM169 188H167V189H169ZM174 188H175V187H174ZM187 188H188V186H187ZM189 188L191 189L192 187H189ZM216 188H219V187H216ZM88 189H89V188H88ZM92 189H93V188H92ZM95 189H94V190H95ZM101 189H96V190H98V192L102 193V192H101ZM110 189H111V188H110ZM164 189H166V187H165ZM179 189H180V187H179ZM184 189H186V188H184ZM204 189H205V187H204ZM206 189H207V188H206ZM214 189H215V188H214ZM96 190H95V191H96ZM102 190H104V189H102ZM107 190H108V191H107V194H108V193H109V189H107ZM142 190H143V189H142ZM169 190H170V189H169ZM169 190H167V191H169ZM172 190H174V189H172ZM177 190H178V189H177ZM186 190H187V189H186ZM186 190H185L184 192L181 191V194H183V193L188 194V192H187ZM191 190L194 191L193 189H191ZM198 190H199V191L201 190V192H204V191H202L203 188H202V189L199 188ZM198 190H197V191L195 190L196 192H194V193L199 192ZM207 190H208V189H207ZM210 190H211V191H210ZM215 190H216V189H215ZM77 191H78V192L80 191L79 188L76 190V192H77ZM145 191H146V190H145ZM179 191H180V190H179ZM192 191H191V192H192ZM205 191H206V190H205ZM208 191H210V193H211V192L213 193L212 188H210ZM218 191H220V190L218 189L216 192H218ZM63 192H64V191H63ZM74 192H75V191H74ZM81 192H83V191H81ZM170 192H172V191L170 190ZM176 192H177V191H176ZM182 192H183V193H182ZM221 192H222V191H221ZM65 193H66V192H65ZM67 193H68V192H67ZM69 193H71V191H70ZM87 193H88V192L86 191V194H84V195H88ZM100 193H99V194H100ZM103 193H104V192H103ZM143 193H144V192H143ZM164 193H166V191H164ZM189 193H190V190H189ZM194 193H193V194H194ZM214 193H215V192H214ZM214 193H213V195H214ZM81 194H82V193H81ZM107 194H104V195H107ZM166 194H168V192H167ZM170 194H171V193H170ZM170 194H169V195H170ZM172 194H173V193H172ZM178 194L181 195L180 193H178ZM206 194H207V197L209 198V199H208V198L206 197V199H208L209 201H212V198H213V197H211L212 195L209 194V195H211V196H210V197H211V200H210V197L208 196V193H206ZM219 194H220V192H219L217 195H219ZM223 194H224V193H223ZM257 194H258V193H257ZM263 194H264V190H263ZM76 195H78V194H76ZM94 195H95V194H94ZM158 195L160 196V194H158ZM174 195H175V194H174ZM184 195H185V194H183V196L181 195V197H184V198H185ZM191 195H192V193H191ZM198 195H199V194H198ZM58 196H59V195H58ZM64 196H65V195H64ZM67 196H68V195H67ZM67 196H66V197H67ZM69 196H70V195H69ZM71 196H72V193H71ZM80 196H81V195H80ZM88 196H89V195H88ZM107 196H108V195H107ZM107 196H106V197H107ZM162 196H163V194H162ZM162 196H161V197H162ZM165 196H166V199H168V198H167L168 196H167V195H165ZM172 196H173V195H172ZM172 196H171V197H172ZM176 196H177V194H176ZM187 196H188V195H187ZM195 196H196V195H195ZM200 196H201V194H200ZM204 196H205V195H204ZM219 196H220V195H219ZM219 196H216L215 199H218L217 197H219ZM262 196H263V195H262ZM262 196H261V197H262ZM14 197H15V196H14ZM66 197H65V199H66ZM75 197H76V196H75ZM75 197H73V198H75ZM82 197H84V196H82ZM95 197H96V195H95ZM95 197H94V198H95ZM97 197H98V196H97ZM161 197H160V198H161ZM169 197H170V196H169ZM171 197H170V198H171ZM179 197H180V196H179ZM179 197H178V198H179ZM192 197H193V196H192ZM192 197H191V198H192ZM197 197H199V196H197ZM197 197H196V198H197ZM201 197L203 198V193H202V196H201ZM255 197H257V195H255ZM263 197H264V196H263ZM263 197H262V198H263ZM69 198H70V197H69ZM76 198H77V197H76ZM84 198L86 199V196H85ZM87 198H88V197H87ZM89 198H90V197H89ZM89 198H88V199H89ZM99 198H100V196H99ZM99 198H98V200H96L97 198H95V200L98 202V201H99ZM102 198H103V194H102ZM158 198H159V197H158ZM160 198H159V199H160ZM188 198H190V197H187V200H189ZM204 198H205V197H204ZM11 199H12V198H11ZM11 199H10V200H11ZM100 199H101V198H100ZM104 199H106V198H104ZM149 199H150V198H149ZM149 199H148V200H149ZM155 199H156V198H155ZM166 199H164V200H166ZM173 199H174V198H173ZM179 199H181V198H179ZM200 199H201V198H200ZM206 199H203V200H205V203H207V202H206ZM215 199H213V201H214ZM257 199H258V198H257ZM257 199H256V200H257ZM56 200H57V199H56ZM78 200H79V199H78ZM78 200H77V201H78ZM80 200H81V199H80ZM80 200H79V201H80ZM86 200H87V199H86ZM91 200H93V199L91 198ZM107 200H108V197H107ZM151 200H152V198H151ZM176 200H177L178 202L176 203L175 200H174V202H175L176 204H178V203H179V200H178V199H176ZM181 200L183 201V199H181ZM194 200H196V199H192V201H194ZM197 200H199V199H197ZM219 200H220V201H221V200L228 201V199L226 200V198H222V199L219 198ZM219 200H218V201H219ZM259 200H261V198H260ZM259 200H258V201H259ZM58 201H59V200H58ZM69 201H70V199H68V202H69ZM74 201H75V203H76V200H75V199H74ZM82 201L84 202V199H83ZM87 201H89V200H87ZM96 201H95V202H96ZM101 201H102L101 203H103V200H101ZM140 201H141V200H140ZM140 201H139V202H140ZM142 201H143V200H142ZM159 201H160V200H159ZM166 201H167V200H166ZM166 201H165V202H166ZM185 201H186V200H185ZM185 201H184L183 203H185ZM199 201H200V200H199ZM199 201H198V202H199ZM213 201H212V202H213ZM218 201L216 200V202H218ZM253 201H254V200H253ZM258 201H257V202H258ZM61 202H62V201H61ZM71 202H73V201H71ZM71 202H70V203H71ZM95 202H94V203H95ZM160 202H161V201H160ZM165 202H163V203H165ZM168 202H169V201H168ZM196 202H197V201H196ZM196 202H195L194 204H196V205H201L200 203L197 204L198 202H197V203H196ZM200 202L202 203V199H201ZM203 202H204V201H203ZM221 202H222V201H221ZM221 202H219V204H220ZM260 202H261V201H260ZM57 203H58V202H57ZM64 203H65V202H64ZM64 203H63V204H64ZM101 203H100V204H101ZM106 203H107V202H106ZM150 203H151V201H150ZM150 203H149V204H150ZM172 203H173V202H172ZM175 203H174V204H175ZM183 203H182V204H183ZM190 203H191V202H190ZM190 203H186V204H188V206H191ZM210 203H211V202H210ZM229 203H230V202H229ZM250 203H251V202H250ZM254 203H255V202H254ZM254 203H253V204H254ZM65 204H66V203H65ZM78 204H79V206H80V203H78ZM85 204H86V201H85ZM88 204H89V203H87V205H88ZM92 204H93V203H92ZM92 204H91V205H92ZM98 204H99V202H98ZM100 204H99V205H100ZM104 204H105V203H104ZM149 204H148V205H149ZM151 204H152V203H151ZM151 204H150V205H151ZM157 204H159V203H157ZM157 204H155V205H157ZM174 204H173V205H174ZM176 204H175V205H176ZM180 204H181V203H180ZM186 204H185L184 206H187ZM211 204H212V206H213V204H215V203H211ZM217 204H218V203H217ZM226 204H227V203H226ZM226 204H225V205H226ZM230 204H231V203H230ZM71 205H72V203H71ZM71 205L69 204V206H71ZM74 205H76V204H74ZM81 205H82V202H81ZM87 205H85L83 208L86 209L87 207H89V206H87ZM91 205H90V206H91ZM95 205H97V203H95ZM95 205H94V206H95ZM106 205H108V204H106ZM155 205L152 204V208H153ZM161 205H162V203H160V205H159L160 208H161ZM207 205L211 206V205L209 204V202H208ZM222 205H224V204L221 203V207H222ZM231 205H232V204H231ZM258 205H259V202H258ZM62 206H63V205H62ZM94 206H92V207L94 208ZM159 206H157V207H159ZM167 206H168V205H167ZM182 206H183V205H182ZM182 206H181V207H182ZM205 206H206V205H205ZM212 206H211V207H212ZM227 206H228V205H227ZM227 206H223L224 209L227 208ZM233 206H234V205H233ZM238 206L240 207V205H238ZM238 206H237V207H238ZM241 206H242V205H241ZM249 206H251V205H249ZM256 206H257V205H256ZM80 207H81V206H80ZM80 207H79V208H80ZM97 207H98V206H96L95 208H97ZM100 207H101V206H100ZM100 207H98V208H100ZM103 207H104V206H103ZM170 207H171V206H170ZM177 207H179V206H177ZM181 207H180V208H181ZM195 207H196V206H195ZM198 207H199V206H198ZM201 207H202V206H201ZM207 207H208V206H207ZM230 207H232V206H230ZM230 207H228L227 209H229ZM257 207H258V206H257ZM259 207H260V205H259ZM261 207H262V205H261ZM76 208H77V207H76ZM137 208H138V207H137ZM155 208H156V206H155ZM183 208H184V207H183ZM196 208H197V207H196ZM212 208H213V207H212ZM219 208H220V207H219ZM232 208H233V207H232ZM232 208H231V209H232ZM146 209L149 210V207H147ZM146 209H144V210L146 211ZM156 209H157V210H156ZM156 209H155V210H156L155 212H157V214H158V210L160 211V209H158V208H156ZM164 209H165V207H164ZM168 209H169V208H168ZM184 209H185V208H184ZM187 209H191V208H187ZM197 209H199V208H197ZM208 209H210V208H208ZM227 209H225V210H227ZM234 209H236L235 206H234ZM234 209H233L232 211H234ZM237 209H238V208H237ZM240 209H242V208L240 207ZM259 209H260V208H258V210H259ZM65 210H67V209H65ZM71 210H72V209H71ZM76 210H77V209H76ZM81 210H82V208H81ZM87 210H88V209H87ZM137 210H138V209H137ZM148 210H147V211H148ZM161 210H162V211H160V214H162V215H160V214H158V215H160V219L163 218L164 221L161 222V221H157V219H154V220H156V222H161V223H160V227H161L162 229L164 228L163 231H167L168 229H172V228H171V227H172V226H171V225H172L171 223H174V222H172V218H173V215H172V214L174 213L173 206L170 208V211H169V212L167 211L168 214H166V213L163 211V208H161ZM191 210L194 212L193 209H191ZM191 210H190V211H189V210H186V211L191 212ZM201 210H202V209H201ZM218 210H219V209H217L216 211L218 212ZM250 210H251V209H250ZM79 211H80V210H79ZM145 211H144V212H145ZM147 211H146L144 214H147ZM186 211L184 212L185 214H186ZM203 211H204V210H202V212H203ZM216 211H215L214 213H216ZM219 211H220V210H219ZM232 211H231V213H233ZM241 211L243 212L244 210H241ZM261 211H262V210H261ZM76 212H77V211H76ZM84 212L86 213V211H84ZM149 212H150V211H149ZM155 212H154V214H155ZM172 212H173V213H172ZM182 212H183V211H182ZM197 212H198V211H197ZM209 212H210V210H209ZM221 212H222V214H223V213H224V210L222 209ZM229 212H230V210H229ZM257 212H258V211H257ZM262 212H264V211H262ZM68 213H69V212H68ZM78 213H79V212H78ZM85 213H84V214H85ZM152 213H153V209H152ZM152 213H150V214H152ZM204 213H206V212H204ZM204 213H203V214H204ZM219 213H220V212H218V214H219ZM225 213H226V212H225ZM225 213H224V214H225ZM236 213H238V212H234L233 216L237 215ZM244 213H246V210L244 211ZM244 213H243V214H244ZM73 214L76 215V213H73ZM135 214H136V213H135ZM138 214H139V213H138ZM142 214H143V213H142ZM144 214H143V215H144ZM165 214H166V215H165ZM222 214H221V216H222V219H223V215H222ZM228 214H229V213H227V215H228ZM240 214H241V213H240ZM257 214H258V213H257ZM79 215H80V214H79ZM88 215H89V214H88ZM88 215H86V216H88ZM136 215H137V214H136ZM148 215H149V214H148ZM174 215H175V214H174ZM187 215H188V216H189V215H192V212L189 213V214H187ZM187 215H186V216H187ZM219 215H220V214H219ZM225 215H226V214H225ZM229 215H230V214H229ZM229 215H228V216H229ZM238 215H239V214H238ZM238 215H237V217H238ZM258 215H259V214H258ZM261 215H262V214H261ZM77 216H78V215H77ZM77 216H76V217H77ZM83 216H85V215H83ZM83 216H82V217H83ZM86 216H85V217H86ZM91 216H92V215H91ZM138 216H140V215H138ZM138 216H137V217H138ZM155 216H156V214H155ZM161 216H163V217H161ZM179 216L181 217V214H179ZM205 216H207V213H206ZM214 216H216V218L219 219L218 216H217V214H216V215L214 214ZM228 216H227V217H228ZM233 216H232V217H233ZM242 216H243V215H242ZM246 216H247V214H246ZM262 216H263V215H262ZM65 217H67V216H65ZM144 217L146 218L147 216L144 215ZM174 217H175V216H174ZM195 217H196V216H195ZM197 217H200L199 214H197ZM201 217H203V216H201ZM211 217H213V215H212ZM211 217L209 216V218H211ZM225 217H226V216H224V218H225ZM237 217H236V218H237ZM239 217H240V216H239ZM243 217H244V216H243ZM243 217H242V218H243ZM260 217H261V216H260ZM71 218H72V216H71ZM79 218H81V217L79 216ZM79 218H78V220H79V222H80V219H79ZM87 218H88V217H87ZM92 218L95 219L93 216H92ZM139 218H140V217H139ZM141 218H142V217H141ZM141 218H140V219H141ZM154 218H155V217H154ZM191 218H192V216H191ZM191 218H188L189 220H188V219H186V220L190 221ZM209 218H208V220H209ZM230 218H231V216H229V219H230ZM67 219H68V218H67ZM142 219H143V218H142ZM160 219H159V220H160ZM174 219H175V218H173V221H174ZM183 219H184V217H183ZM192 219H194V218H192ZM200 219H202V218H199V220H200ZM204 219H205V218H204ZM214 219H215V217H214ZM214 219H211V220L214 221ZM229 219H227V221H229ZM231 219H232V218H231ZM231 219H230V220H231ZM245 219H246V217H245ZM257 219H258V218H257ZM257 219H256V220H257ZM262 219H264V218H262ZM76 220H77V219H76ZM78 220H77V222H78ZM85 220H86V225H89L91 222H92L91 224H93V222H94V220H93V221H91V222L88 224V221H87V220L90 221L91 219L89 218V219H85ZM95 220H96V219H95ZM138 220H139V219H138ZM161 220H162V219H161ZM175 220H176V219H175ZM248 220H249V218H247V221H248ZM254 220H255V218L253 219V223H254ZM81 221H82V220H81ZM144 221H145V220H144ZM147 221H149V218H148ZM150 221H151V220H150ZM150 221H149V222H150ZM213 221H212V222H213ZM257 221H258L257 223H259L261 220H257ZM83 222H85V221H83ZM134 222H135V221H134ZM152 222H154V221H152ZM193 222L196 223L194 220H193ZM193 222H190V224H192ZM242 222H244V221H242ZM68 223H69V222H68ZM125 223H126V222H125ZM147 223H148V222H147ZM178 223H179V222H178ZM183 223H184V222H183ZM188 223H189V222H188ZM207 223H210V222H207ZM260 223H261V222H260ZM260 223H259V225H260ZM66 224H67V223H66ZM69 224H70V223H69ZM73 224H74V223H73ZM79 224H81V223H79ZM82 224H83V223H82ZM126 224H127V223H126ZM145 224H146V223H145ZM150 224H151V223H150ZM153 224H154V223H153ZM157 224H159V223H157ZM170 224H171V225H170ZM175 224H176V226H177V223H175ZM175 224H174V225H175ZM180 224H181V222H180L178 225L180 226ZM75 225H76V224H75ZM84 225H85V224H83V226H84ZM148 225H149V223H148ZM181 225H182V224H181ZM194 225L197 226V224H194ZM194 225H193V226H194ZM210 225H211V224H210ZM245 225L248 226L247 224H245ZM251 225H252V224H251ZM251 225H250V226H251ZM257 225H258V224H257ZM145 226H146V225H145ZM150 226H151V225H150ZM169 226H170V228H169ZM176 226H175V227H176ZM182 226H183V225H182ZM182 226H181L179 229H181ZM191 226H192V225H191ZM193 226H192V227H193ZM204 226H205V225H203V227H204ZM208 226H209V224H208ZM250 226H248V228H250ZM153 227H154V225H153ZM156 227H157V226H156ZM183 227H186V226H183ZM194 227H195V226H194ZM194 227H193V228H194ZM205 227L207 228V225H206ZM205 227H204V229L206 230ZM211 227H212V226H211ZM82 228H83V227H82ZM137 228H138V227H137ZM139 228H140V227H139ZM142 228H144V226H143ZM147 228H148V227H147ZM173 228H174V226H173ZM186 228H187V227H186ZM257 228H258V226L256 227V229H257ZM128 229H129V228H128ZM149 229H150V227H149ZM166 229H167V230H166ZM174 229H176V228H174ZM174 229H172V230L174 231ZM195 229H197V228L195 227V228L193 229V231H194ZM207 229H209V228H207ZM210 229H211V228H210ZM210 229L207 230V231H208V232L212 231V229H211V230H210ZM244 229H245V228H244ZM246 229H247V228H246ZM246 229H245V230H246ZM253 229H254V228H253ZM253 229H252V230H253ZM147 230H148V229H147ZM152 230H153V229H152ZM183 230H184V229H182L181 231H183ZM188 230H189V229H188ZM188 230H187V232H188ZM197 230H199V228H198ZM247 230H248V229H247ZM258 230H259V229H258ZM139 231H140V230H139ZM169 231H171V230H169ZM173 231H171V233H173ZM179 231H180V230H179ZM181 231H180L179 233L182 234ZM207 231H205V233H206ZM254 231H255V230H254ZM73 232H74V231H73ZM130 232H131V231H130ZM153 232H154V231H153ZM157 232L159 233V230H158ZM174 232H175V231H174ZM183 232H184V231H183ZM187 232H186V235H189V234H187ZM202 232H203V231H202ZM208 232H207V233H208ZM246 232H249V230L246 231ZM246 232H245V234H246ZM147 233H148V232H147ZM167 233H169V232L167 231ZM190 233H191V232H190ZM211 233H212V232H211ZM213 233H214V232H213ZM228 233H229V232H228ZM249 233H250V232H249ZM254 233H256V232H254ZM73 234H76V233L74 232ZM135 234H136V233H135ZM137 234H138V233H137ZM137 234H136V235H137ZM151 234H152V231H151ZM151 234H148L147 236H151ZM153 234H154V233H153ZM181 234H179V236H180ZM191 234H193V235L191 236V238L189 237L190 239H189V238L186 239V235H183V234H182L181 236H182V238H183V236H185V237H184L185 239H173V238H171V237H173V236H172L173 234H172V235L169 234V237L171 236V237H170L171 239H169L168 237H166V235H164V233L162 234V235H164V238H163V239L158 238V236H157V239H155V238H154V239H148L149 237H148L147 239H146V237H145V239H143L142 237H140V238H142L143 240L141 241V240L139 239V240H137V241H140V242L143 243L142 248H143V250H145V252L142 250V253H143L144 255H143V256L141 255L140 257H137V258H134V257H133L134 259H133V258H129V259H132V260L134 261L133 264H218L219 262H221V261H219V262L216 261V259H215V258H216V255L214 256V254L216 253V252H215L216 250H215V251L213 250V249H215V248L213 247L214 244H213V245L211 244V243H214V242H213V241L210 242L211 239H208V238L206 239V235H207V234H206L205 236H203V237H205V239H202L201 237H200V239H198V237H196V236L194 237V234H195V235L199 234L198 232L195 233V231H194V233H191ZM215 234H216V233H215ZM215 234H213V235H214L213 237L216 238V235H215ZM240 234H242V233H240ZM83 235H84V234H83ZM144 235H145V234H144ZM208 235H209V233H208ZM208 235H207V236H208ZM218 235H219V234H218ZM231 235H232V233H231ZM248 235H249V234H248ZM134 236H135V235H134ZM137 236H138V235H137ZM141 236H142V235H141ZM228 236H229V235H228ZM256 236H258L257 233H256ZM69 237H70V235H69ZM71 237H72V233H71ZM73 237H74V236H73ZM138 237H139V236H138ZM152 237H153V235L151 236V238H152ZM165 237H166L167 239H165ZM176 237H178V235H177ZM192 237H193V239H192ZM209 237H211V236L209 235ZM222 237H223V235H222ZM229 237H230V236H229ZM247 237H248V236H247ZM254 237H255V236H254ZM254 237H253V238H254ZM85 238H86V237H85ZM194 238H197V239H194ZM218 238H219V237H218ZM227 238H228V237H227ZM248 238H249V237H248ZM251 238H252V237H251ZM251 238H250V239H251ZM258 238H259V236H258ZM261 238H262V237H261ZM70 239H71V238H70ZM81 239H82V238H81ZM212 239H213V238H212ZM225 239H226V238H225ZM255 239H256L257 242L259 243V241H258V239H257L256 237L254 238V240H255ZM215 240H216V239H215ZM219 240H221V238H219ZM228 240H229V238L227 239V241H228ZM232 240H233V242H234V239H232ZM232 240L230 239V242H231ZM244 240L246 241V239H244ZM260 240H261V239H260ZM82 241H83V240H82ZM85 241H86V240H85ZM133 241H136V239H134ZM133 241H132V242H133ZM241 241H242V240H241ZM245 241H244V242H245ZM262 241H263V239H262L260 242H262ZM218 242H220V241H218ZM218 242H217V243H218ZM233 242H232V246L235 244L236 241L234 242V244H233ZM237 242H238V241H237ZM249 242H250V240H249ZM249 242H248V243H249ZM251 242H252V241H251ZM253 242H254V241H253ZM137 243H138V242H137ZM238 243H240V242H238ZM254 243H256V242H254ZM263 243H264V242H263ZM130 244H131V243H130ZM240 244L242 245V244H244V243H240ZM133 245H134V244H133ZM133 245H132V246H133ZM230 245H231V243H230ZM246 245H248V244H246ZM259 245H261V244H259ZM262 245H263V244H262ZM140 246H141V244H140ZM215 246H216V245H215ZM221 246H222V245H221ZM225 246H226V245H225ZM234 246H235V245H234ZM242 246H244V245H242ZM252 246H253V245H252ZM256 246H257L256 249L259 248L258 245H256ZM59 247H60V246H59ZM129 247H130V246H129ZM226 247H228V246H226ZM230 247H231V246H230ZM235 247H236V246H235ZM260 247H261V246H260ZM262 247L264 248V245H263ZM262 247H261L260 250H262ZM142 248H140V249H142ZM231 248H234V247H231ZM231 248H230V249H231ZM250 248H251V247H250ZM250 248H249V249H250ZM221 249H222V248H221ZM221 249H220V250H221ZM227 249H228V248H227ZM227 249H226V251H227ZM230 249L228 250V251H230V252H229V255H230V253H231V250H230ZM237 249H238V247H237ZM237 249H235V250H237ZM129 250H130V249H129ZM136 250H137V249H136ZM235 250L233 249V251H232V252H233V253H232L233 255H230L231 257L228 259V260H229L228 264H239L240 262H242V264H246V261H247V263L250 261V260L248 261L247 258L249 259V258H251V257L253 256V253H252V252H251V253H252V256L249 257L248 254L251 255L250 252H247V254H246V253H244V254H240L238 250H237V253L234 254ZM239 250H240V249H239ZM242 250H243V248H242ZM258 250H259V249H258ZM56 251H58V250L56 249ZM132 251H133V249H132L130 252H132ZM137 251H138V250H137ZM218 251H219V249H218ZM240 251H241V250H240ZM263 251H264V250H263ZM263 251H262V252H263ZM130 252H128V254H129ZM213 252H215V253H213ZM259 252H260V251H259ZM57 253H60V252L58 251ZM57 253H55V256H56ZM132 253H133V252H132ZM134 253H136V252H134ZM134 253H133V254H134ZM139 253H140V250H139ZM222 253H223V252H222ZM137 254H138V253H137ZM216 254H217V253H216ZM255 254H256V253H255ZM260 254H261V253H260ZM222 255L224 256V254H222ZM222 255H220V256H222ZM229 255H228V257H229ZM60 256H61V254H60ZM129 256L132 257V255H129ZM217 256H218V254H217ZM220 256H219V257H220ZM247 256H248V257H247ZM257 256H258V254H257L256 256H254V257H256L257 259H259V257H260L261 255H260L259 257H257ZM57 257H59V254H58ZM254 257H253V258H254ZM55 258H56V257H55ZM61 258L63 259V257H61ZM124 258H126V257H124ZM220 258H221V257H220ZM225 258H226V254H225V257L223 258V261H225ZM253 258H252V259H253ZM52 259H53V258H52ZM52 259H51V260H52ZM129 259H128V260H129ZM217 259H218V257H217ZM260 259L263 260L264 258L262 257V258H260ZM260 259H259V261H260ZM51 260H50V261H51ZM214 260H215V261H214ZM219 260H220V259H219ZM255 260H256V259H255ZM255 260H254V261L252 260L253 262L251 261L252 264L255 262ZM53 261H54V259H53ZM59 261H62V260H59ZM130 261H131V260H130ZM54 262H55V261H54ZM54 262H53V263H54ZM64 262H65V261H64ZM131 262H132V261H131ZM131 262H130V264H131ZM212 262H213V263H212ZM55 263H56V262H55ZM57 263H58V261H57ZM59 263H61V262H59ZM224 263H226V262H224ZM259 263H260V262H259ZM50 264H51V263H50ZM220 264H221V263H220ZM249 264H251V263H249ZM256 264H257V263H256Z\"/></svg>", "mask_w": 264, "mask_h": 264}]
</instances>
